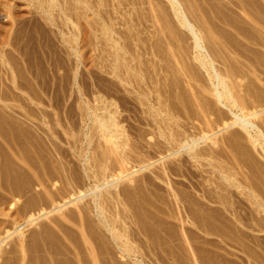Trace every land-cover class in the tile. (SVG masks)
Listing matches in <instances>:
<instances>
[{
  "label": "bare ground",
  "instance_id": "6f19581e",
  "mask_svg": "<svg viewBox=\"0 0 264 264\" xmlns=\"http://www.w3.org/2000/svg\"><path fill=\"white\" fill-rule=\"evenodd\" d=\"M29 1V0H28ZM31 1V0H30ZM33 1V0H32ZM91 1V0H90ZM96 1H99V0H96ZM101 1V0H100ZM106 1V0H105ZM109 1V0H108ZM114 1V0H113ZM128 1V0H127ZM142 1V0H141ZM146 1V0H145ZM149 1V0H148ZM169 1L168 3H170L169 5L171 6V8L173 9L172 11L174 12V15H175V18L177 19L178 21V24H180L186 31L188 37H190V39L192 40V46H191V52L192 54H190V58L194 61L193 63L190 64V61L189 62H185V59H184V62H183V59H182V62H180L179 60V64L181 63V65L179 66H175L173 65L174 69H176L177 72H180V74L182 75V77H184L183 79H185V83L184 84H188V86L190 87H187L186 89L190 90L191 94L189 95V97H191L192 99V103L191 101L189 100H186V99H190V98H187L185 99V95L184 96L182 95L183 93H181L182 91L185 93L187 91H184L183 88H185L184 86H181V88H177L174 85L173 81H177V79L180 78V75L177 73L175 74L173 72L172 74V70L168 66H166V64L168 63H165L162 65H159V63L156 65L152 64L153 66L149 69H146L148 66L146 63V61L143 63V64H146L144 67L143 65L141 67H137L135 66V62L134 63V66L131 65L132 63L130 62V60H132V58H136L137 55H134L131 59H129L126 55L128 53H125L126 51H122V48H121V52H119V48H118V45L120 44V40L122 38V35L120 33H122V31L119 33V31H115L117 29L113 28V26L115 25L114 22H112L114 25H112V23H110L109 21L106 22H99L101 23L100 27L99 24L97 25H94V27H96L94 29L93 25H91V27H93V29H90V30H93V32L95 33L94 35L91 34L93 33L91 31V33L87 34V35H90L89 36V39L92 37L95 38L93 40H95L96 42H94L95 46L94 45H91V46H94L93 48L96 47V45L98 47H101L102 46V42L104 40V38H102V35L100 34L102 32V34H104V36L106 37V41L110 43L111 48H116V51H117V48H118V52H114V51H111L115 53V59H114V64L112 65V70L109 69V66L111 65L110 62H107V64L109 63L110 65H106V63H104L105 67L109 69V74L112 73L116 79L119 78L120 82L123 84L124 83V87L125 85L131 86V88H128L126 87L127 91L126 92H131L133 94H135V96L132 95H128L126 94L125 98H120V95H122V97H124V94H120L119 93L122 91H124L123 89H120V86H116L114 85V87L116 86L118 88V97L117 95L113 93H111V87L108 89L110 91H107L108 93L110 92V94H113L114 97H110L108 96V93L106 94L107 96H105L104 91L103 95L102 96H98V94L94 97V102H92V100L90 101L88 98V100L84 101V103H82L79 107L81 108H85L84 110H82L81 112H79L78 110V113H67L66 115H64L63 113L61 114V112H59L60 114H57L54 116L56 119V121H62V120H69L71 121L72 123H74L73 121L75 122H80L82 123L80 129L78 130V128L76 127L77 125H74V127L71 129H64V134L67 135V137H64L65 140L63 139L64 143L67 145V147L59 144V142H55L53 140V136L52 135H55V133L58 131H56V129H53L51 127H53L52 125H49L51 127H49V132L47 130H44L43 132L46 134V136L49 138H47L48 140H51L49 142V144H47V146L45 147V143H44V150L42 149L41 150V146H39L38 144H31V138L36 137L37 138H41V140L45 139V134L43 136V133L39 132V131H31V130H28L26 131L27 132V135L26 134H23V136H27V139H25L23 137V139L25 140L23 143H25L27 140V142L22 146V155L19 154L18 152L14 151V153L16 152L17 155H20V158L18 156V159L19 160H22V163L25 165V168L24 170L26 171V173H29L32 172L33 173V176L31 173H29L28 176H31L32 177V180L31 178L27 177L26 179L29 178V182L26 180V179H23V182L22 183H28L27 185H22V190L21 191H25L26 193L28 191H30L31 188L34 189V187L32 186H35V188H37L38 186H40L39 188H41V190L43 189V192H38V193H35V195H30L29 198H27L28 200H23L24 198H22V202L21 204H23V201L25 204L21 205L22 207H17L18 205V201L20 198V196H16V194L14 193L16 191H13L12 189V192L10 191V194L13 195L11 198H8L9 200V204H10V207L8 208V210L6 211V209H3L1 206V210H0V256L2 255L1 253H3V249L1 248L2 246H4L3 244L7 241H9L8 239L9 238H13L14 236H16L15 238L17 240H14L17 241V245L19 247V249H16V250H19V252H21V256H22V259H21V264H26L25 261H26V258H28L27 256L29 255L31 257V255L29 254L30 250L32 249L29 244H30V235L28 236L27 235V229H29V226L33 225H39L40 226V229L38 228V225H37V228L40 230L38 232L39 234V238L41 237L44 238V241H45V237L43 236L44 232H48L50 233V238L52 236H54V239L56 238L55 235H53L55 232H54V227H57L56 229H59V232L58 233V230H56L57 232L55 234H59L61 236H64V238H66L65 240L68 242V240H70L71 242L73 241L71 237L70 238V233H68L67 231H71V228L73 225H75L77 228H75L76 230H78L77 232L80 233V235L78 234L79 239H81V242L83 243V250H86V252H88V256L86 255H83V253L85 251L83 250H79V247L82 245L79 241V243L81 245H77V242H76V245L74 244L75 241H73V244L72 245H75V248H77L76 246H79L78 249H74L73 250V254H74V259L73 261H75V264H203V259L205 258L206 260V254L203 256L204 258H202V256L200 255V258L199 256L197 255V250L195 249L196 246L194 247L190 237V234L191 233H188V230L190 228L187 227V225H190V226H193V227H203L204 229L205 228H212V233H215V235H218L220 238H222V240L224 242H227V243H233V247L237 250L235 251H229L230 253V256H232V259H234L232 261L231 258H229V256H226L228 258V262L230 263V261H232L233 263L232 264H264V256H263V251L264 249H262L263 251L260 252L259 249L260 248H264L262 247L261 245V242H260V237H256V232L255 234H251V232H249V230H254V229H257L259 228V231H264V185H261V183L264 181V169L263 167H259V170L260 168H262L261 170L263 172H261V170L259 172L261 177L263 176V178H260V179H257V180H260L259 183H256L253 179L255 178V176H259V175H255L256 173L251 174L253 172H248L249 173V176L246 174L247 170L244 172L243 171V168L241 166L243 165H239L241 164V162L236 165V166H239L240 168L238 167H235V166H227V161L224 162L223 160H220V159H217V158H220V155L222 156L223 154H218L217 153L219 151H221L222 148H232L230 149L231 151L233 150L234 151V143L235 141H246L249 142L251 144V147L253 145L252 148L255 147V150H258L259 152V149L261 148V152L260 154H262L261 156L264 157V88H262L261 86H256L254 88V86L252 85V82H249L252 77H254L255 79H258L257 81L258 82H261L262 84H264V77L261 76L262 74V69L260 70V68H258L259 66V63L261 64L262 63V56H263V61H264V55L262 53V51H260L261 55H258L259 54V51L257 52L258 48L256 46V48L252 49L251 52L248 51V54L246 53L245 55L244 54H241L242 52L240 51V48L239 50L238 49H235L236 51H240V55L234 51V49L232 50L231 48L230 49H226V50H229L231 51L232 54H225L227 52H225L224 50V46H220V48H217L215 46H212L211 44H207V41L205 39V33L203 34V26L202 25V28H200L199 24L195 23L193 20H192V17L190 18L189 17V14L187 13V11L185 10V7H184V1L182 2L181 0H167ZM243 1V0H242ZM104 2V1H103ZM118 2V1H117ZM133 2V1H132ZM134 2H137L134 0ZM150 2V1H149ZM255 2V1H254ZM261 2V1H259ZM32 4L34 3L31 2ZM36 3V5H35ZM34 5H35V8L41 13L39 14L40 16L39 17H42L44 19V21H46V23H48L49 25L48 26H52L51 28L54 29V32L55 35H54V38L56 37V35L60 38V41L61 43H59L58 45H61L63 47L64 50H61L63 51V53H65V57L66 56H70L72 55V57H76V59L78 60L80 58V42L82 41L80 39V35L83 33L84 34V28L80 27V22L78 23V17L81 18V19H87L89 17H85V18H82V15L85 16L87 12L91 11L93 8H92V4L89 3V1L87 0H37V2H35ZM93 3V1H92ZM101 3V2H100ZM105 3V2H104ZM128 3V2H127ZM144 3V2H143ZM153 4V2H151ZM155 3V2H154ZM184 3V4H183ZM97 4V3H95ZM108 4V3H107ZM106 4V6H107ZM114 4V3H113ZM118 4V3H117ZM149 4V3H148ZM157 4V5H156ZM155 5L158 6V3H156ZM263 4V3H262ZM31 5V4H30ZM94 5V4H93ZM98 5V4H97ZM121 5V4H120ZM125 5V4H124ZM127 5V4H126ZM129 5V4H128ZM134 5V4H133ZM138 5V4H137ZM141 5V3H140ZM146 5V4H145ZM241 5V4H240ZM246 5V4H245ZM95 6V5H94ZM93 6V7H94ZM105 6V7H106ZM113 5H111V8H112ZM115 6V5H114ZM152 6V5H151ZM104 7V6H103ZM102 7V8H103ZM121 7V6H120ZM123 7V6H122ZM129 7V6H128ZM135 7V6H134ZM137 7V6H136ZM145 7V6H143ZM154 7V5H153ZM257 7V6H256ZM259 7V6H258ZM264 7V6H263ZM262 7V8H263ZM34 8V9H35ZM95 8V7H94ZM99 8V6H98ZM115 8V7H114ZM131 8V7H130ZM146 8V7H145ZM152 8V7H151ZM156 8V7H155ZM247 8V7H246ZM252 8V7H251ZM261 8V9H262ZM11 9V8H10ZM79 9L83 10L80 11ZM97 9V8H95ZM109 9V8H108ZM113 9V8H112ZM119 9V8H117ZM124 9V8H123ZM128 9V8H126ZM133 9V8H132ZM138 9V8H137ZM259 9V8H258ZM12 10V9H11ZM79 10V12H78ZM105 10V9H104ZM115 10V9H113ZM134 10V9H133ZM139 10H142L139 8ZM153 10V9H152ZM256 10V9H255ZM37 11V12H38ZM95 11V10H94ZM108 11V10H107ZM111 11V10H110ZM119 11V10H118ZM145 11V10H143ZM258 12H260L261 10H257ZM264 11V10H263ZM262 11V12H263ZM103 12V11H101ZM114 12V11H113ZM126 12V11H125ZM130 12V11H129ZM141 12V11H140ZM253 12V11H252ZM92 13V12H91ZM94 13V12H93ZM92 13V14H93ZM99 14H102L99 12H96L94 13V15L96 14V16ZM116 13V12H115ZM128 13V12H127ZM245 13V12H244ZM38 14V13H37ZM88 14V13H87ZM141 14V13H140ZM139 14V15H140ZM149 14V13H148ZM147 14V15H148ZM195 14V13H194ZM254 14V13H252ZM256 14V12H255ZM262 14V13H261ZM36 15V14H34ZM76 15V16H75ZM103 15V14H102ZM105 15V14H104ZM103 15V16H104ZM130 15V14H129ZM132 15V14H131ZM144 15V14H143ZM225 16V14H223ZM227 15V14H226ZM232 15V14H231ZM88 16V15H86ZM99 16V15H98ZM97 16V17H98ZM103 16H99L100 18L103 17ZM138 16V15H136ZM155 15H153L154 17ZM200 16V15H199ZM234 16V15H233ZM254 16V15H253ZM256 16V15H255ZM254 16V17H255ZM259 16V15H258ZM31 17V15H30ZM35 19H36V16H34ZM75 17L77 18V20L75 19ZM94 17V16H93ZM98 17V18H99ZM118 17V16H117ZM126 17V16H125ZM123 17V18H125ZM129 17V16H128ZM144 17V16H143ZM151 17V16H150ZM235 17V16H234ZM245 17V16H244ZM243 17V18H244ZM260 17V16H259ZM262 17V16H261ZM25 18V17H24ZM105 19H108V18H105ZM134 18V17H133ZM137 18V17H136ZM140 18V17H139ZM147 18V17H145ZM143 18V19H145ZM149 18V17H148ZM158 18V17H156ZM196 18V17H195ZM198 18V17H197ZM220 18V17H219ZM226 17H224L225 19ZM236 18V17H235ZM242 18V17H240ZM242 18V19H243ZM249 18V17H248ZM26 19V18H25ZM28 19V17H27ZM30 19V18H29ZM34 19V20H35ZM39 19V18H37ZM36 19V20H37ZM80 19V20H81ZM85 19V20H86ZM94 19V18H93ZM116 19V18H115ZM129 19V18H128ZM131 19V18H130ZM129 19V20H130ZM138 19V18H137ZM142 19V18H140ZM139 19V21H140ZM154 19V18H153ZM151 19V20H153ZM164 19V18H162ZM200 19V17H199ZM198 19V20H199ZM209 19V18H208ZM214 19V18H213ZM233 19V18H232ZM252 19V18H250ZM262 19V18H261ZM32 19H30L29 21H31ZM88 20V19H87ZM86 20V21H87ZM95 20V19H94ZM93 20V21H94ZM117 20V19H116ZM123 20V19H122ZM127 20V18H126ZM125 20V21H126ZM134 20V19H133ZM136 20V19H135ZM149 20V19H148ZM156 20V19H155ZM155 20H154V24H155ZM158 20V19H157ZM161 20V19H160ZM168 20V19H167ZM223 20V19H222ZM263 20V19H262ZM26 21V20H25ZM40 22H42V20L39 19ZM82 21V20H81ZM100 21V20H99ZM113 21V20H112ZM121 21V20H120ZM119 21V23H120ZM165 21V20H163ZM221 21V19L219 20ZM225 21V20H224ZM223 21V23H224ZM231 21V19L229 20ZM246 21V20H245ZM252 21V20H251ZM39 22V23H40ZM84 22V21H83ZM97 22V21H96ZM131 22V21H130ZM145 22V21H144ZM149 22V21H148ZM157 22V21H156ZM160 22V21H159ZM169 22V21H168ZM171 22V25L173 26V22L170 20ZM170 22L168 24V26L170 25ZM199 23H201V20L198 21ZM212 22V21H211ZM222 22V21H221ZM233 22V21H232ZM27 23V22H26ZM37 23V22H36ZM82 23V22H81ZM91 23V22H88V24ZM117 23V24H119ZM125 23V22H124ZM127 23V22H126ZM133 23V22H132ZM131 23V24H132ZM142 23V22H141ZM240 23V22H239ZM243 23V22H242ZM247 23V22H246ZM262 23V22H261ZM23 24V23H21ZM42 24V23H41ZM45 24V22H43L42 26ZM135 24V22H134ZM133 24V26H134ZM140 24V23H139ZM164 24V23H163ZM197 24V25H196ZM228 24L225 22V25ZM233 24V23H232ZM235 24V23H234ZM256 24V23H255ZM37 25V24H36ZM35 25V26H36ZM123 25V24H122ZM206 25V23H205ZM209 25V24H208ZM230 25V24H229ZM236 25V24H235ZM234 25V26H235ZM252 25V24H251ZM21 26V25H20ZM25 27V24L23 25ZM46 26V24H45ZM44 26V27H45ZM47 26V27H48ZM84 26V25H83ZM88 26V25H87ZM118 26V25H117ZM128 26L129 23H128ZM127 26V27H128ZM136 26V25H135ZM171 26V28H172ZM177 26V25H176ZM224 26V25H223ZM22 27V26H21ZM23 27V29H24ZM28 27V26H27ZM34 27V26H33ZM39 27V26H38ZM66 27V28H65ZM138 27V26H137ZM140 27V26H139ZM160 27V26H159ZM165 27H166V22H165ZM221 27V25H220ZM231 27V26H230ZM240 27V26H239ZM246 27V26H245ZM134 28V27H133ZM162 28V27H161ZM161 28H158L161 29ZM170 28V29H171ZM212 28V27H211ZM232 28V27H231ZM236 29V27H234ZM255 28V27H254ZM15 29V28H14ZM16 29H19L16 27ZM32 29V28H31ZM40 29V27H39ZM43 29V27H42ZM40 29L41 31L43 30H46L45 29ZM121 29V28H119ZM126 29V28H125ZM131 29V28H129ZM138 29V28H137ZM169 29V30H170ZM205 29V28H204ZM228 27H226V32L229 31ZM251 29V28H250ZM257 29V28H255ZM37 29L33 30L34 32L36 31ZM49 30V29H47ZM88 29H86L85 31H87ZM98 30V32H97ZM122 30V29H121ZM132 30V29H131ZM130 30V32H131ZM136 30V29H135ZM163 30V28H162ZM176 30V29H175ZM174 30V31H175ZM209 30V29H208ZM219 30V29H218ZM222 30V29H221ZM247 30V29H245ZM252 30V29H251ZM260 30V29H259ZM16 31V30H15ZM13 31V32H15ZM19 31V30H18ZM25 31V30H24ZM30 31V30H29ZM101 31V32H100ZM134 31V30H132ZM165 31V30H164ZM178 31V30H177ZM216 31V30H215ZM232 32L236 31V30H231ZM238 31V30H237ZM262 31V30H261ZM264 31V30H263ZM12 32V31H11ZM27 32H28V29H27ZM48 32H51L53 33L51 30L48 31ZM88 32V31H87ZM90 32V31H89ZM100 32V33H99ZM123 32H124V29H123ZM129 32V31H128ZM129 32V33H130ZM136 32V31H135ZM147 32V31H146ZM159 32V31H157ZM169 32V31H168ZM168 32H167V35H168ZM206 32V31H205ZM219 32V31H218ZM248 32V31H247ZM246 32V33H247ZM260 32V31H259ZM259 32H258V35H259ZM9 33V32H7ZM19 33V32H17ZM15 33V35L17 34ZM37 33H40V32H36V35ZM43 33V32H42ZM47 33V32H46ZM99 33V34H97ZM125 33V32H124ZM127 33V32H126ZM125 33V34H126ZM163 33V32H162ZM225 34V32H223ZM229 33V32H228ZM236 33V32H235ZM239 33V32H238ZM237 33V34H238ZM3 34V33H2ZM25 34V32H24ZM27 34V33H26ZM29 34V32H28ZM27 34V35H28ZM50 34V33H49ZM85 34V35H86ZM116 34V35H115ZM120 35L117 36V35ZM134 34V33H133ZM132 34V35H133ZM136 34V33H135ZM141 34V33H140ZM139 34V35H140ZM161 35V33H159ZM170 34V33H169ZM174 34V32L172 33ZM182 32L179 34L181 35ZM211 34V32H210ZM230 34V33H229ZM235 34V36L237 35ZM242 35H244L242 32H241ZM241 34H238L237 36V39L239 38V35ZM262 34V33H260ZM5 35V34H4ZM13 35V34H11ZM11 35H9L11 37ZM20 36V34H17ZM35 35V34H34ZM40 35V34H38ZM45 35V33H44ZM85 35H81L83 37H85ZM86 35V36H87ZM151 35V34H150ZM154 35V34H153ZM157 35V33H156ZM166 35V33H165ZM171 35V34H170ZM178 35V36H179ZM184 35V34H183ZM182 35V36H183ZM213 35V34H212ZM234 35V34H233ZM247 35V34H246ZM258 35L255 37V34H254V37H255V40L254 42L252 41L251 44L255 43V44H259L258 46H261L264 47V37L262 35V37H258ZM3 36V35H2ZM18 36V37H19ZM43 37V35H41ZM41 36H37V37H41ZM46 36H48V33L46 34ZM103 36V37H104ZM147 36V35H146ZM149 36V35H148ZM162 36V35H161ZM159 37L160 39L162 37ZM215 36V35H214ZM224 36V35H223ZM232 36V35H231ZM245 36V35H244ZM24 37V36H23ZM27 37V36H26ZM33 37V36H31ZM45 37V36H44ZM52 37V36H51ZM50 37V39H51ZM128 37V36H127ZM135 37H140V36H135ZM155 37V36H154ZM164 37V35H163ZM173 37V36H172ZM171 37V38H172ZM174 37H177V34L175 36L174 34ZM220 37V36H219ZM222 37V36H221ZM220 37V38H221ZM247 37V36H246ZM252 37V35H251ZM254 37L250 38L251 40L254 39ZM5 38V36H4ZM12 38V37H11ZM13 38H15L13 36ZM22 38V37H21ZM25 38V37H24ZM34 38V37H33ZM32 38V39H33ZM48 38V37H47ZM58 38V39H59ZM130 38V37H129ZM134 38V37H132ZM157 38V37H156ZM167 38V37H166ZM179 38V37H178ZM182 38V37H181ZM186 38V37H185ZM214 38V37H213ZM219 38V39H220ZM223 38V37H222ZM234 38V36H233ZM245 38V37H244ZM7 39V38H6ZM10 38H8L9 40ZM16 39V38H15ZM57 39V38H56ZM86 39V37L84 38ZM83 39V40H84ZM143 39V38H142ZM164 39V38H163ZM177 39V38H176ZM226 39V38H225ZM224 39V40H225ZM234 42H238L236 38H234ZM249 39V40H250ZM11 40V39H10ZM20 40V39H19ZM30 40V39H29ZM36 40H40L36 38ZM41 40H46V39H42ZM49 39H47L48 41ZM81 40V41H80ZM93 40L91 41V43H93ZM124 40V39H123ZM147 40V39H146ZM156 40V39H155ZM165 40V39H164ZM170 41V39H168ZM167 40V41H168ZM222 40V39H221ZM219 40V41H221ZM231 40V39H230ZM230 40L228 41V39H226V41H228L230 43ZM6 41V40H5ZM3 41V42H5ZM35 41V40H34ZM55 41V40H54ZM87 41L89 42L88 45L86 46H89L90 44V41L88 40V36H87V40L85 42V44H87ZM126 41V40H125ZM136 41V40H135ZM134 41V42H135ZM137 41H138V38H137ZM136 41V42H137ZM141 41V39H140ZM150 41V40H148ZM159 40H156V42H158ZM168 41V42H169ZM175 41V39H174ZM178 41V40H177ZM190 41V40H189ZM225 41V42H226ZM240 41V39H239ZM243 40L241 39V42L240 43H243L242 42ZM245 41V40H244ZM1 42V41H0ZM14 42V41H13ZM17 42V41H15ZM20 42V41H19ZM25 42V41H24ZM23 42V43H24ZM37 42V41H36ZM45 42V41H44ZM107 42L104 43L107 44ZM123 41H121V44H122ZM127 42V41H126ZM125 42V43H126ZM129 42V41H128ZM154 42V41H153ZM161 42V40H160ZM209 42V41H208ZM216 42V41H215ZM223 43H225L224 41H222ZM9 43V41H8ZM18 43V42H17ZM26 43V42H25ZM24 43V44H25ZM35 43V42H34ZM39 43H41L39 41ZM82 43L84 44V41H82ZM140 43V42H139ZM150 43V42H148ZM172 43V41H171ZM170 43V44H171ZM184 43V42H183ZM182 43V44H183ZM189 43V42H188ZM15 44V43H14ZM13 44V45H14ZM36 44V43H35ZM43 44V42H42ZM51 44V43H50ZM82 44V45H83ZM104 44V45H105ZM120 44V45H121ZM138 44V43H137ZM153 44V43H152ZM150 44V46L152 45ZM156 44V43H155ZM159 44V43H157ZM190 44V43H189ZM217 44V43H216ZM220 44V43H219ZM237 44V43H236ZM235 44V45H236ZM27 45V44H26ZM41 45V44H40ZM44 45V44H43ZM42 45V46H43ZM46 45V44H45ZM48 45V43H47ZM53 45V43H52ZM51 45V46H52ZM54 45L56 46V44L54 43ZM103 45V47H104ZM108 45V44H107ZM122 45H125V44H122ZM133 45V43L131 44ZM141 45V44H140ZM144 45V44H142ZM160 45V44H159ZM179 45V44H178ZM184 45V44H183ZM214 45V44H213ZM222 45V44H221ZM225 45H227V48L229 47L227 42L225 43ZM232 45V44H231ZM250 45V44H249ZM249 45H244V48L246 46V48L249 46ZM5 46V45H4ZM16 46V45H15ZM37 46V44H36ZM49 46V45H48ZM85 46V45H84ZM83 46V47H84ZM117 46V47H116ZM126 46V45H125ZM146 46V45H145ZM144 46V47H145ZM149 46V47H150ZM154 46V45H153ZM161 46V45H160ZM181 46V44L179 45ZM234 47V45H232ZM255 46V45H254ZM260 46L261 49L264 50V48H262ZM29 47V46H28ZM40 47V46H39ZM44 47V46H43ZM60 47V49L62 48ZM103 47L102 49L100 48H96L98 51H100V54L99 52L97 53L98 56H102L101 54H103ZM106 47V46H105ZM109 47V45H108ZM124 47V46H123ZM128 47V46H126ZM125 47V48H126ZM133 47V46H132ZM130 47V48H132ZM174 47V46H173ZM176 47V46H175ZM18 48V47H17ZM41 48V47H40ZM39 48V49H40ZM45 48V47H44ZM44 48H41L42 50H45ZM51 48V47H50ZM55 49H57L56 47H54ZM80 48V49H79ZM90 48V47H88ZM112 48V49H113ZM138 48V47H137ZM152 48V46H151ZM170 48V47H169ZM178 48V47H177ZM249 49L247 50H250V47H248ZM259 48V49H260ZM59 49V51H60ZM87 49V48H85ZM92 49V48H91ZM106 49V48H105ZM111 49V50H112ZM135 50V47L133 48ZM145 49H148L145 48ZM154 49V48H152ZM157 49H158V45H157ZM189 49V50H190ZM224 49V50H222ZM260 49V50H261ZM5 50H7L5 48ZM37 50V48H36ZM54 50V49H53ZM58 50V49H57ZM88 50V49H87ZM109 51V48L107 49ZM127 50V48H126ZM133 50V51H134ZM142 50V49H141ZM155 50V49H154ZM153 50V51H154ZM161 50H164L163 48H161ZM242 50V49H241ZM253 50H255L258 54H256V52H254ZM24 51V50H23ZM29 51V50H28ZM39 51V50H38ZM56 51V50H55ZM94 51V50H93ZM106 51V50H104ZM130 50L128 49V52ZM136 51V50H135ZM134 51V52H135ZM149 51V50H148ZM181 51V50H180ZM225 53H224V52ZM20 52V51H19ZM22 52V50H21ZM26 52V51H25ZM33 52V51H32ZM31 52V53H32ZM58 52V51H56ZM55 52V54H56ZM67 52V53H66ZM84 52V50H83ZM131 52V51H130ZM139 52V51H138ZM145 52V51H144ZM147 52V51H146ZM156 52H158V50H156ZM159 52H160V49H159ZM162 52V51H161ZM165 52V50H164ZM163 52V54H164ZM182 52V51H181ZM188 51L185 52V54L183 55L184 57H186L188 55L187 53ZM223 52V53H221ZM264 52V51H263ZM11 53V51H10ZM60 53V52H59ZM107 53V52H106ZM110 53V52H109ZM108 53V54H109ZM110 53V54H111ZM124 53L126 54L124 58H126V62H128V59H129V62L131 63L130 65L131 66H126L125 62H122V61H125V60H122V55ZM133 53V52H132ZM142 53V52H141ZM149 53V52H148ZM151 53V52H150ZM171 53V52H170ZM175 53V52H173ZM178 53V51H177ZM183 53V52H182ZM187 53V54H186ZM244 53V52H243ZM6 53L4 52V48L3 47H0V59H1V62L4 63V65H8V62L6 60ZM9 54V53H8ZM26 54V53H24ZM50 54V53H49ZM53 54V53H52ZM68 54V55H67ZM84 54V53H83ZM143 54V53H142ZM152 54V53H151ZM150 54V55H151ZM162 54V53H160ZM168 54V53H167ZM172 54V53H171ZM176 54V53H175ZM225 54V55H224ZM237 54L239 56H243V59H247V61H242V58H241V63H238L239 66L237 67L236 66V60H239L240 61V57L238 58ZM11 55V54H10ZM28 55V54H27ZM31 55V54H30ZM33 55V54H32ZM41 55V54H40ZM43 55V53H42ZM44 55H45V52H44ZM48 55V54H47ZM58 56V54H56ZM93 55V54H92ZM153 55V54H152ZM159 55V53H158ZM179 55V54H178ZM177 55V56H178ZM181 55V56H182ZM229 55H233L232 58L229 56ZM24 56V55H22ZM35 57H37L36 55H34ZM33 56V58H34ZM82 56V54H81ZM96 56V55H95ZM97 56V57H98ZM106 56V55H105ZM105 56L102 58L101 57V60L104 62L107 61V59L105 60ZM108 56H111V55H108ZM114 56V55H113ZM113 56H111V58H114ZM139 56H140V53H139ZM142 56V55H141ZM154 56V55H153ZM152 56V57H153ZM162 58H163V55H161ZM180 55L178 56L179 58L181 57ZM259 56V57H258ZM41 57H44V56H41ZM50 57V55H49ZM69 57V60L71 61V58ZM92 57V56H91ZM144 57V56H143ZM150 57V56H149ZM155 57V56H154ZM156 57H158L156 55ZM160 57V56H159ZM182 57V58H184ZM261 57V60H259L258 58ZM12 58V57H11ZM11 58L9 59L10 61ZM24 58V57H23ZM26 58V57H25ZM24 58V59H25ZM51 58V57H50ZM100 58V57H99ZM98 58V59H99ZM107 58V57H106ZM109 58L112 62V59ZM121 58V59H120ZM123 58V59H124ZM148 58V57H147ZM161 58V57H160ZM189 58V57H187ZM28 59H31V57H28ZM41 59V58H40ZM48 59V58H47ZM52 59V58H51ZM50 59V60H51ZM60 59V58H58ZM75 59V62L77 63ZM83 59V58H82ZM137 59V58H136ZM141 59V58H140ZM139 59V60H140ZM150 59V58H149ZM168 59V57H167ZM33 60V59H31ZM37 60V59H36ZM45 60V58H44ZM56 60V59H55ZM66 60V58H65ZM64 60V61H65ZM69 60H67L69 62ZM91 60V59H90ZM96 60V58H95ZM99 60V61H101ZM135 60V59H134ZM138 60V62H139ZM146 60V59H145ZM155 60V59H154ZM165 60V59H164ZM162 60V61H164ZM177 60V58H176ZM189 60V59H188ZM24 61V60H23ZM42 61V60H41ZM52 61V60H51ZM57 61V60H56ZM55 61V62H56ZM86 61V60H85ZM152 60H150L151 62ZM157 61V60H156ZM160 61V59H159ZM235 61V62H234ZM261 61V62H260ZM15 62V61H14ZM44 62V61H43ZM42 62V64H43ZM62 62V61H61ZM68 62L65 63L68 65ZM74 62V60L72 61ZM72 62H69V63H72ZM93 62V60H92ZM138 62L136 64H138ZM141 62V61H140ZM139 62V64H140ZM149 62V61H147ZM166 62V61H164ZM173 62V61H172ZM2 63V64H3ZM13 63V62H12ZM17 63V62H16ZM23 63V62H22ZM32 63V62H31ZM35 63V62H34ZM41 63V62H39ZM51 63V62H50ZM60 63V62H59ZM64 63V64H65ZM99 63V62H98ZM101 63V62H100ZM99 63V64H100ZM141 63V64H142ZM178 63V62H177ZM189 63V64H187ZM219 63V64H218ZM243 63V66H240V64ZM258 63V64H256ZM1 64V63H0ZM10 64V63H9ZM18 64V63H17ZM27 64V62H26ZM29 64V63H28ZM49 64V63H47ZM56 64V63H55ZM74 64V63H73ZM128 64V63H127ZM176 64V63H175ZM31 65V64H30ZM50 65V64H49ZM70 65V64H69ZM84 65V64H83ZM101 65V64H100ZM100 65H98L100 67ZM103 65V63H102ZM123 65H125L127 69H122L124 68ZM166 67H165V66ZM263 67H264V64H262ZM23 66V65H22ZM45 66V65H44ZM55 66V65H54ZM53 66V67H54ZM61 66V65H60ZM59 66V67H60ZM77 66V64H76ZM75 66V67H76ZM139 66V65H138ZM151 66V65H150ZM6 67V66H4ZM13 68V66H11ZM17 67V66H16ZM46 67V66H45ZM44 67V68H45ZM51 67V66H50ZM63 67V66H62ZM103 67V66H102ZM101 67V68H102ZM149 67V66H148ZM179 67V68H178ZM32 68V67H31ZM38 68V67H37ZM43 68V67H42ZM70 68V67H69ZM73 68V67H72ZM71 68V69H72ZM77 68V67H76ZM104 68V69H106ZM172 68V69H173ZM11 69V68H10ZM8 69V71L10 70ZM28 69V68H27ZM26 69V70H27ZM30 69V67H29ZM28 69V70H29ZM39 69V68H38ZM49 69V68H48ZM55 69V68H54ZM60 69V68H59ZM78 69H79V64H78ZM134 74L135 72V76H132L131 77V80L130 78H127V73L130 74L131 70ZM1 70V69H0ZM3 70V69H2ZM6 70V69H5ZM12 70V69H11ZM25 70V69H24ZM25 70V71H26ZM45 70V69H44ZM83 70V68H82ZM126 70V71H124ZM264 70V69H263ZM14 71V70H13ZM24 71V72H25ZM32 71V70H31ZM36 71V70H35ZM66 71V70H65ZM93 72H95L94 70H92ZM111 71V72H110ZM123 71V72H122ZM175 71V70H174ZM23 72V71H22ZM23 72V73H24ZM39 72V71H38ZM41 72V71H40ZM45 72V71H44ZM56 72V71H55ZM55 72H54V75H55ZM64 72V71H63ZM76 72V71H75ZM78 72V71H77ZM99 72V70L97 71ZM106 72H108L106 70ZM131 72V74H132ZM150 72V73H149ZM5 73V71H4ZM22 73V75H24ZM28 73V72H27ZM35 73V72H34ZM33 73V74H34ZM48 73V71H47ZM70 72H68L67 74H69ZM90 73V72H89ZM147 73L150 74V78H148L147 76ZM264 73V72H263ZM8 74V73H7ZM15 74H17L15 72ZM53 74V73H52ZM51 74V75H52ZM59 74V73H58ZM72 74V73H71ZM81 74V73H80ZM92 74V73H91ZM106 74V73H105ZM128 74V75H129ZM2 75V74H1ZM44 75V74H43ZM46 75V74H45ZM86 75V73H85ZM98 75V74H97ZM152 75V76H151ZM263 75V74H262ZM33 76V75H32ZM57 76V75H56ZM59 76V75H58ZM61 76V75H60ZM72 76V75H71ZM70 76V77H71ZM81 76V75H80ZM96 76V75H95ZM94 76V77H95ZM105 76V75H104ZM113 76V77H114ZM175 76H177V79H172L174 78ZM179 76V77H178ZM11 77V75H10ZM15 77V76H14ZM62 77V76H61ZM64 77V76H63ZM66 77V76H65ZM74 79L77 80V74L74 75ZM83 77V75H82ZM81 77V78H82ZM85 77V76H84ZM88 77V76H86ZM91 77V76H90ZM93 77V78H94ZM101 77V76H100ZM99 77V78H100ZM129 77V76H128ZM135 77V78H134ZM172 77V78H171ZM181 77V79H182ZM263 77V78H262ZM25 78V77H23ZM27 78V77H26ZM30 78V77H29ZM39 78V76H38ZM43 78V77H42ZM45 78V77H44ZM49 78V77H48ZM55 78V77H54ZM103 80L105 79L104 77H102ZM99 79V80H102ZM176 78V77H175ZM14 79V78H13ZM16 79V78H15ZM60 79V78H59ZM58 79V80H59ZM73 79V78H72ZM95 79V78H94ZM93 79V80H94ZM97 79V78H96ZM107 79V78H106ZM182 79V80H183ZM246 79H249V81H247ZM254 79V80H255ZM26 80V79H24ZM29 80V79H28ZM26 80V81H28ZM39 80V79H37ZM50 80V78H49ZM48 80V81H49ZM62 80V79H60ZM67 80V78H66ZM80 80V79H79ZM83 80V79H82ZM110 80V79H108ZM118 80V81H119ZM245 80L247 81L246 84H243V82H245ZM13 81V80H12ZM11 81V82H12ZM19 81V80H18ZM42 81V80H41ZM45 81V79H44ZM106 81V80H105ZM115 81V80H114ZM253 81V80H252ZM256 81V80H255ZM22 82V81H21ZM34 82V81H33ZM37 82V81H36ZM50 82V81H49ZM56 82V81H55ZM54 82V83H55ZM64 82V80H63ZM70 82V80H69ZM90 82V80L88 81ZM87 82V83H88ZM101 83V81H98ZM109 82H113V80L109 81ZM117 82V81H115ZM182 82V81H180ZM187 82V83H186ZM5 83V82H4ZM13 83V82H12ZM32 83V82H31ZM46 83V82H45ZM52 84V82H50ZM49 83V84H50ZM57 83V82H56ZM62 83V82H61ZM60 83V85H62ZM81 83V82H80ZM93 83V81H92ZM103 83V82H102ZM105 83V82H104ZM256 83V82H255ZM260 83V84H261ZM24 84V83H23ZM27 83H25L26 85ZM34 84V83H33ZM33 84L31 85L33 88ZM41 84V83H40ZM58 84V83H57ZM69 84V83H68ZM83 84V83H82ZM86 84V82H85ZM99 84V83H98ZM109 84V83H108ZM113 84V83H112ZM119 84V82H118ZM121 84V85H122ZM257 84V83H256ZM5 85V84H4ZM15 85H18V84H15ZM14 85V86H15ZM56 85V84H55ZM87 85V84H86ZM85 85V86H86ZM89 85V84H88ZM120 85V84H119ZM179 85H181V83H179ZM183 85V84H182ZM258 85V84H257ZM22 86V83L21 85ZM51 86V85H50ZM65 86V85H64ZM67 86V84H66ZM84 86V87H85ZM96 86V85H94ZM104 86V85H103ZM110 86V84H109ZM108 86V87H109ZM112 86V85H111ZM123 86V85H122ZM187 86V85H186ZM27 87V86H26ZM30 87V86H29ZM42 87V86H41ZM70 87V86H68ZM83 87V88H84ZM89 87V86H88ZM113 87V86H112ZM113 87V88H114ZM261 87V88H260ZM17 88V87H16ZM43 88V87H42ZM57 88V87H55ZM64 88V87H63ZM62 88V89H63ZM79 88V87H78ZM98 88V87H96ZM123 88V87H121ZM1 89V88H0ZM7 89V87H6ZM44 89V88H43ZM41 89V90H43ZM58 89V88H57ZM116 90V88H114ZM181 89V90H179ZM185 89V90H186ZM3 90V89H2ZM32 90H35L34 88ZM39 90V89H38ZM47 90V89H46ZM87 90H89V88H87ZM91 90V89H90ZM95 90V89H94ZM99 90V89H98ZM105 90V89H104ZM1 91V90H0ZM6 91V90H5ZM4 91V92H5ZM11 91V89H10ZM66 91V90H65ZM64 91V92H65ZM16 92V91H14ZM31 92V91H30ZM29 92V93H30ZM37 93V91H34ZM44 92V91H43ZM79 92V91H78ZM81 92V91H80ZM86 92V90H85ZM88 92V91H87ZM91 92V91H90ZM125 92V91H124ZM125 92V93H126ZM189 92V91H188ZM187 92V93H188ZM27 93V92H26ZM35 93V94H36ZM42 93V92H41ZM47 93V92H46ZM58 93V92H56ZM93 93V92H92ZM122 93V92H121ZM6 94V93H5ZM11 94V93H10ZM39 94V93H37ZM59 94V93H58ZM62 94V93H61ZM65 94V93H64ZM87 94V93H86ZM15 95V94H14ZM60 95V94H59ZM6 96V95H5ZM8 96V95H7ZM6 96V97H7ZM11 96H13L11 94ZM30 96V94H29ZM79 96V95H78ZM85 96V95H84ZM127 96H130L131 98V101H129V97L128 99L126 98ZM1 97V96H0ZM3 97V96H2ZM15 97V96H14ZM59 97V96H58ZM57 97V98H58ZM62 97V96H61ZM73 97V96H72ZM40 98V97H38ZM74 98V97H73ZM83 98V97H82ZM82 98L81 100L79 101H82ZM135 99L136 102L133 103V100L132 99ZM1 99V98H0ZM64 99V98H62ZM71 99V98H70ZM93 99V98H92ZM65 100V99H64ZM72 100V99H71ZM70 100V102H71ZM76 100V99H75ZM1 101V100H0ZM60 101V99H59ZM125 101V102H124ZM5 102V100H4ZM57 102V101H56ZM61 102V101H60ZM73 102V101H72ZM133 103L134 104V108L133 110L135 109L136 112H138V109L140 107V111L141 113H143V116H140L138 118V112L136 115H137V120L136 122L139 120L140 122L144 123L147 127L145 128L144 127V131L146 132V134L148 133L150 136V138L146 139L145 137L144 138H137L135 135V132H134V129H136V126L134 127V124L133 126L130 125L131 122L129 121L130 124H126L128 122L127 119V115H125L124 113V110H126L125 108L123 109V103L124 105H127L125 103ZM3 103V102H2ZM58 103V102H57ZM62 103V102H61ZM77 103V102H76ZM79 103V102H78ZM93 103V104H91ZM194 103V105L196 106V109H195V106H192L191 104ZM5 104V103H3ZM69 104V102H68ZM73 104V103H72ZM80 104V103H79ZM132 104V105H133ZM6 105V104H5ZM59 105V104H58ZM57 105V106H58ZM62 105V104H61ZM66 105V104H65ZM71 105V103H70ZM192 108H191V106ZM69 106V105H68ZM123 106V107H122ZM128 107H130L129 105H127ZM72 107V106H71ZM60 108V106H59ZM66 108V107H65ZM68 108V107H67ZM70 108V107H69ZM142 108V109H141ZM195 109L196 113H194V110L192 111V109ZM76 109V108H75ZM132 109V107H131ZM66 110V109H65ZM130 110V109H129ZM59 111V110H57ZM63 111V110H62ZM69 111V110H67ZM73 111V110H72ZM127 111V110H126ZM132 111V110H131ZM28 112V111H27ZM34 112V111H33ZM38 112V111H37ZM132 112H135V111H132ZM193 112V113H191ZM31 113V112H30ZM191 113V115H190ZM32 114V113H31ZM37 114V113H36ZM42 114V113H40ZM39 114V115H40ZM52 114V113H51ZM129 114V113H128ZM131 114V113H130ZM129 114V115H130ZM194 114V115H192ZM46 115V114H45ZM135 115V116H136ZM182 115H185L187 116V119L186 121H183L182 120ZM1 116V115H0ZM33 116V115H32ZM37 116V115H36ZM132 117L134 115H131ZM46 117V116H45ZM48 117V116H47ZM131 117V118H132ZM6 118V117H5ZM35 118V117H34ZM134 118V117H133ZM183 118H186V117H183ZM192 118L193 121H190L189 119ZM7 119V118H6ZM36 119V118H35ZM191 119V120H192ZM15 120V119H14ZM13 120V121H14ZM27 120V118H26ZM30 120V119H29ZM38 120V119H36ZM50 120V119H49ZM130 120V119H129ZM135 120V118H134ZM185 120V119H184ZM9 121V120H8ZM32 121V119H31ZM41 121V120H40ZM43 121V120H42ZM54 121V120H53ZM5 122V121H4ZM47 122V121H46ZM55 122V121H54ZM133 122V121H132ZM139 122V123H140ZM197 122V123H196ZM6 123V122H5ZM13 123V122H11ZM57 123V122H56ZM55 123V124H56ZM29 124V123H28ZM49 124V123H48ZM61 124V123H59ZM59 124H56V126ZM76 124V123H75ZM11 125V124H10ZM67 125V124H66ZM1 126V125H0ZM6 126V125H5ZM138 126V125H137ZM141 126V125H140ZM3 127V126H2ZM10 127H14L13 124L12 126ZM27 127V126H26ZM1 128V127H0ZM21 128V127H20ZM22 128H25V127H22ZM30 128V127H28ZM40 128V127H39ZM68 128V126H67ZM77 128V131H75ZM149 128H152V132H149L151 131ZM234 129V128H237L236 129V132L235 130H232L233 132L229 131V135H230V132L232 134L235 135V139L233 138L234 135H228L227 133V136L229 137H225L223 139V135L224 134H221L222 135V139H218V134L223 131L222 133H226L224 132L225 130H231V129ZM3 129V128H2ZM12 129V128H10ZM33 129V128H32ZM45 129V128H44ZM74 129V131H73ZM149 129V131L147 130ZM8 130V129H7ZM14 130V129H13ZM27 130V128H26ZM34 130V129H33ZM39 130V129H38ZM43 130V129H42ZM60 130V129H59ZM138 130V127L137 129ZM135 130V131H136ZM17 131V130H15ZM15 131H13V133H15ZM22 131V130H21ZM141 132V130H139ZM139 131H136V132H139ZM143 129H142V132H144ZM1 132V131H0ZM7 132V131H6ZM11 132V131H10ZM20 132V131H19ZM17 132V133H19ZM59 132V131H58ZM145 132L143 133V135H145ZM23 133V131H22ZM25 133V132H24ZM154 133L156 134L155 136L159 139V141H150V140H153V138L155 137L154 136ZM236 133V134H235ZM60 133H57V135H55V137H59L60 138V135H58ZM135 134V135H133ZM138 134V133H137ZM140 134L142 135V133H139V136ZM7 135V134H6ZM9 135V134H8ZM20 135V134H19ZM4 136V135H3ZM133 136H135L136 140L138 139V143L137 141L135 143L137 144H134L133 141ZM148 137V136H147ZM161 140H160V138ZM6 138V137H4ZM10 138V137H9ZM14 138V137H13ZM20 138V137H19ZM40 138L38 139V141L40 140ZM156 138V140H157ZM32 139V140H33ZM34 139V140H35ZM46 139V140H47ZM62 139V137H61ZM8 139H6L7 141ZM12 140V139H11ZM33 140V141H34ZM56 140V139H55ZM142 140H146L145 143H143L144 141ZM222 140V141H221ZM2 141V140H0ZM5 141V142H6ZM15 141V140H14ZM13 141V142H14ZM37 141V140H36ZM45 141V140H44ZM239 141V142H240ZM17 142V141H16ZM15 142V143H16ZM12 143V142H11ZM22 143V144H23ZM30 143V144H29ZM241 143V142H240ZM8 144V143H7ZM10 144V143H9ZM19 144V143H18ZM42 144V143H41ZM40 144V145H41ZM11 145V144H10ZM20 145V144H19ZM225 145V146H224ZM8 145H6L7 147ZM49 146V147H48ZM224 146V147H223ZM241 147V150L244 151V146H240ZM14 148V147H13ZM236 150L237 147H235ZM258 148V149H256ZM10 149H11V146H10ZM17 149V148H16ZM1 150V149H0ZM4 150V148H3ZM13 150V149H12ZM21 150V149H20ZM226 150H229V149H226ZM5 151V150H4ZM3 151V152H4ZM223 151V149H222ZM225 151V150H224ZM263 151V152H262ZM1 152V151H0ZM7 152V151H6ZM239 152V151H238ZM9 153V152H8ZM7 153V154H8ZM13 153V155H14ZM31 153V155H30ZM231 153V152H230ZM234 152H232L231 154H233ZM242 153V152H241ZM247 154V151L244 152ZM1 154V153H0ZM158 154V155H157ZM188 155V158L185 156V155ZM230 154V157H232V155ZM237 154L234 153L233 155ZM254 154V152H253ZM252 154V156H253ZM259 154V155H260ZM5 155V154H3ZM10 155V154H9ZM7 155V156H9ZM33 155V156H32ZM157 155V156H156ZM217 155V156H216ZM239 155V154H238ZM237 155V157H238ZM243 155V153H242ZM249 155V154H248ZM22 156V157H21ZM32 156V157H31ZM158 157L157 159L153 160L155 157ZM172 156H175L177 157V160H179V163H174L175 165H171L170 162L168 161V163L170 165H167L168 163L166 162L167 159H170V157ZM184 158H183V157ZM229 156V155H227ZM240 156V155H239ZM252 156L250 157L251 159ZM261 156H260V159H261ZM13 157V156H12ZM17 157V156H16ZM183 158V162L185 161V167L182 166V164L180 163V161L182 159L180 158ZM217 157V158H216ZM229 157V158H230ZM236 157V156H234ZM236 157V158H237ZM245 157V156H244ZM249 157V156H248ZM262 157V158H263ZM4 158V157H3ZM34 158V159H33ZM227 159H229L228 157H226ZM225 158V159H226ZM246 158V157H245ZM5 159V158H4ZM12 159V158H11ZM17 158L14 159V161L16 160ZM49 160L52 161L53 164H48L47 165H51V166H47L45 163ZM185 159V160H184ZM193 160L195 162H200L203 160H206V163H208L210 166H212V168L209 166L208 168L212 169V172H218L217 174H219V179L221 181V183H218V185H216V189H208L205 188V189H202V193L197 195L198 192L195 194V193H192L190 191H184L181 190L178 188V187H175L174 183L173 182V179L172 177L170 176V174H174L175 172H179V171H185L186 172V162L188 160ZM232 159H235L232 157ZM249 159V158H248ZM259 159V160H260ZM264 159V158H263ZM2 160V159H1ZM240 160V159H239ZM237 160V161H239ZM243 160V159H242ZM246 160V159H245ZM250 160V159H249ZM255 160V158H254ZM258 160V159H256ZM5 161V160H4ZM3 161V162H4ZM13 161V159H12ZM171 161V160H170ZM175 161V160H174ZM173 161V162H174ZM208 161V162H207ZM214 161H217V163H214ZM235 162V160H233ZM241 161V160H240ZM248 161V160H247ZM261 161V160H260ZM263 161V160H262ZM20 162V161H19ZM157 162H159L160 164V167H161V170L160 171H156L152 169H150L154 164H156ZM182 162V161H181ZM230 162V161H228ZM243 162V161H242ZM245 162V161H244ZM250 162V161H249ZM253 162V160H252ZM259 162V161H258ZM257 162V163H258ZM264 162V161H263ZM6 163V162H4ZM17 163H18V160H17ZM188 163H190L188 161ZM193 163V162H191ZM204 164H199V166H203L205 165L206 163L203 162ZM238 163V162H237ZM248 163V162H247ZM256 163V162H255ZM256 163V164H257ZM16 164V163H15ZM14 164V165H15ZM20 164V163H19ZM173 164V163H172ZM183 164V165H184ZM198 164V163H197ZM234 164V163H233ZM243 164V163H242ZM254 164V162L252 163V166L256 167L254 169H257V165L259 164ZM261 164V163H260ZM263 164V163H262ZM261 164V165H262ZM4 165V164H2ZM6 165H8V163H6ZM11 165V164H10ZM9 165V166H10ZM11 166V167H14ZM21 165V164H20ZM188 165V164H187ZM190 165V164H189ZM207 165V164H206ZM23 166V165H21ZM194 166V165H193ZM196 166V164H195ZM198 166V165H197ZM198 166V167H199ZM208 166V165H207ZM246 166H249L250 169L249 170H252L251 169V166L250 165H246ZM6 167V166H5ZM159 167V166H158ZM189 166H187L188 168ZM197 167V168H198ZM244 167V166H243ZM248 167V168H249ZM22 168V167H21ZM245 168V167H244ZM8 169V167H7ZM14 169V168H13ZM19 169V168H18ZM17 169V170H18ZM23 169V168H22ZM4 170V169H3ZM11 171V169H9ZM146 170H151V172L154 173V176H143V177H139V178H136L135 175L139 172H145ZM158 170V169H157ZM189 168L187 170V172H189ZM198 170V169H197ZM201 170V169H199ZM242 170V171H241ZM1 171V170H0ZM202 171V170H201ZM255 171V170H254ZM258 171V169H257ZM256 171V172H257ZM9 172V171H8ZM14 172V171H13ZM12 172V173H13ZM63 172L65 174H63ZM197 172V171H196ZM200 172V171H199ZM203 172V171H202ZM2 173V172H1ZM0 173V174H1ZM4 173V172H3ZM6 173V172H5ZM4 173V174H5ZM19 173V172H17ZM22 173V172H21ZM25 173V174H26ZM180 173V172H179ZM207 173V172H206ZM243 173V174H242ZM258 173V172H257ZM263 173V174H262ZM10 174V172H9ZM8 174V175H9ZM14 174V173H13ZM16 174V173H15ZM140 174V173H139ZM176 174V173H175ZM212 174V173H211ZM216 174V175H217ZM242 174V175H241ZM12 175V174H11ZM64 175V179L61 177ZM182 175V174H180ZM184 175V174H183ZM190 175V174H189ZM214 175V173H213ZM240 175L242 177H240ZM247 175V176H246ZM254 176V178L252 176ZM1 176H4V175H0ZM22 176V174H21ZM137 176V175H136ZM178 176V175H176ZM186 176V175H185ZM188 176V175H187ZM186 176V177H187ZM8 177V176H7ZM6 177V178H7ZM169 177H171L169 179ZM179 177V176H178ZM203 177V176H202ZM250 179H249V178ZM251 177L253 179H251ZM11 178H13L11 176ZM24 178V177H23ZM56 178H62V182L61 180L59 179L60 181V184L59 181L56 179ZM182 178V177H181ZM190 178V177H188ZM187 178V179H188ZM199 178V177H197ZM213 178V177H211ZM4 179V178H2ZM14 179V178H13ZM12 179V180H13ZM18 179V178H17ZM172 179V180H171ZM178 179V178H177ZM202 179V178H201ZM256 179V178H255ZM1 180V178H0ZM7 180V179H6ZM9 180L10 177H9ZM26 180V181H25ZM65 180V181H64ZM162 181L163 183H166V185H168L169 187V195L172 197V199L170 198V201L171 202H165L166 203V209L165 211L163 210L164 208V202H162V200H160V202H162L161 204H163L161 206L162 208V211L166 212L165 214H168L169 215V219H167L165 217L164 221L168 224H170L168 227H162L163 225L165 226V224L161 225V227H156L158 225L155 224V221H152L153 219H155L156 215L154 214V216L152 215L154 212V209L152 210V214H151V211L150 212H147L149 211L150 207L149 208H145L144 210H146V212H141L140 208L138 209L134 203L137 202V200L135 202H133V196H132V193L134 194L135 192L138 191V188L140 190V188L144 187L145 189H150V190H153V192H155L154 190H158V189H161L162 186L161 184L157 181ZM181 180V179H179ZM189 180V179H188ZM200 180V179H198ZM209 180V179H208ZM211 180V179H210ZM214 180V179H213ZM217 180V178H216ZM5 181V180H4ZM25 181V182H24ZM173 183H172V182ZM178 181V180H177ZM176 181V182H177ZM187 181V180H186ZM203 182V180H201ZM3 181L0 182V186L3 188L4 185H2ZM14 182H15V179H14ZM49 182L52 184V186L49 184ZM183 182V180H182ZM21 183V184H22ZM125 183V184H124ZM179 183V182H178ZM176 183V184H178ZM207 183V182H206ZM205 183V184H206ZM214 183V182H213ZM18 184V183H17ZM124 184V186H123ZM127 184V185H126ZM180 184H184V183H181ZM178 184V185H180ZM192 184V183H191ZM199 184V183H197ZM208 184V183H207ZM212 184V183H210ZM264 184V182L262 183ZM6 185H8L6 183ZM12 185V184H11ZM126 185V186H125ZM186 185V183L184 184ZM201 185V183H200ZM204 184H202L203 186ZM209 185V184H208ZM24 186L28 187L26 188V190L28 189V191H26L24 189ZM142 186V187H141ZM150 186H152V189L150 188ZM187 186V185H186ZM15 187V186H13ZM180 187V186H179ZM210 187V186H209ZM211 187H214L211 185ZM17 188V187H16ZM38 188V189H39ZM143 188V189H144ZM167 188V186H166ZM184 188V187H183ZM234 188L237 190V195L235 194V191ZM5 189V187H4ZM8 189V188H6ZM24 189V190H23ZM198 189V188H197ZM200 189V188H199ZM32 190V189H31ZM40 190V191H41ZM150 190H147V191H150ZM167 190V189H166ZM193 190V189H192ZM201 190V189H200ZM199 190V191H200ZM33 191V190H32ZM36 191V190H35ZM222 191V192H221ZM227 192V194H224V192ZM4 192V191H3ZM145 192V191H144ZM152 192V191H151ZM150 192V193H151ZM157 192V191H156ZM239 192V193H238ZM17 193V192H16ZM24 192H22V196L25 195L23 194ZM29 193V192H28ZM18 194V193H17ZM38 194V195H36ZM148 194V193H147ZM154 194V193H153ZM158 194V193H157ZM238 194L240 195H243L244 198L240 197ZM137 195L138 192H137ZM140 195L142 196V194L140 193ZM166 195V193H165ZM3 197V195H1ZM25 196H28L25 195ZM136 196V195H134ZM148 196V195H146ZM153 196V195H152ZM157 196V198H159L158 196L159 195H155ZM239 198H238V197ZM4 197H7L6 194ZM9 197V196H8ZM18 197V198H17ZM24 197V196H23ZM149 197V196H148ZM154 197V196H153ZM233 197V198H232ZM25 198V199H26ZM143 198V196H142ZM141 198V199H142ZM5 199L7 198H0V200L4 201V203H6L8 200H6L5 202ZM138 199V198H137ZM144 199V198H143ZM142 199V201H143ZM152 199V198H150ZM160 199V198H159ZM157 199V200H159ZM202 199H206V200H212V203L216 204L215 202H217V204H220L222 207L220 208H214L213 206H210V207H213L215 209H218L219 211L217 213H221L219 216L220 217H216V214H215V217L217 219H209V217H207V219H209L210 221L207 222L208 220L207 219H204L205 218V215H204V218L201 216V217H198L200 216L199 213L202 212V209L205 207V202L201 201ZM147 200V199H146ZM154 200H156L154 198ZM153 200V201H154ZM164 200V199H163ZM0 202V204L2 205L3 202ZM141 201V200H140ZM149 201V200H148ZM152 201V202H153ZM206 202L209 204V202ZM215 201V202H214ZM144 202V201H143ZM147 202V201H146ZM145 202V203H146ZM157 202V201H155ZM3 203V205H4ZM8 203V202H7ZM20 203V201H19ZM148 203V202H147ZM146 203V204H147ZM154 203V202H153ZM172 203V205L170 204ZM138 204H140L138 202ZM145 204V205H146ZM151 204V203H149ZM158 204V203H157ZM160 204V203H159ZM207 204V205H208ZM251 204L254 209L250 210V207H252ZM7 204H5L6 206ZM143 205V204H142ZM176 205V206H175ZM211 205V204H210ZM218 205V206H220ZM247 205V207H246ZM8 206V205H7ZM19 206V205H18ZM68 206H73L71 208L73 209H69V210H65L66 207ZM141 206V205H140ZM148 206V205H147ZM152 206L151 208H153V204L150 205ZM156 206V205H155ZM154 206V207H155ZM176 207V209H175ZM217 207V206H216ZM249 207V208H248ZM69 208V207H68ZM240 208V209H239ZM248 208V209H247ZM10 209H16L19 211V214L22 216V221L20 222V220H17V218H15V215L13 217V214L10 213ZM22 209V211H21ZM142 209V208H141ZM156 209V208H155ZM159 209H160V206H159ZM158 209V211H159ZM205 209V208H204ZM203 209V210H204ZM212 209V208H211ZM16 210H14L16 212ZM140 210V211H139ZM205 210H210V208L208 209H205ZM250 210V211H249ZM212 214L213 211L210 210ZM217 211V210H215ZM253 211V212H251ZM255 211H257V213H255ZM192 212L195 213V215L193 214L192 215ZM198 212V214H197ZM144 213V214H143ZM163 214V212H161L160 210V214ZM209 213V212H208ZM56 214V215H55ZM257 214V215H256ZM19 215V216H20ZM198 215V216H197ZM20 216V217H21ZM163 216V215H162ZM161 216V218H163ZM166 216V215H165ZM5 217V218H4ZM212 217V216H211ZM5 219V220H4ZM19 219V218H18ZM39 219H46L48 221H44L45 223L41 224L40 225V222H38ZM172 219V220H171ZM11 220V221H10ZM156 220V219H155ZM157 220H158V217H157ZM229 220V221H228ZM6 221L8 225H6ZM231 221V222H230ZM93 222V224L96 225V229L93 227V230H95V232H93V230L91 229V225L90 223ZM158 222H161V221H158ZM163 222V220H162ZM68 223V224H67ZM69 223H71V225H69ZM89 224V225H88ZM92 224V225H93ZM67 225L71 226L70 227H67ZM202 225V226H201ZM206 225V227L204 226ZM32 226V227H33ZM181 227V231L182 232H179V230L176 229V227L178 228ZM210 226V227H209ZM9 227V228H8ZM91 227V228H90ZM35 228V227H34ZM32 228V229H34ZM70 228V229H69ZM90 228V229H89ZM188 228V230L186 229ZM45 229V230H44ZM47 229V230H46ZM31 230V229H30ZM37 230V229H34V231ZM52 230H53V233H52ZM73 230V228H72ZM99 230V231H98ZM192 231V229H190ZM189 230V231H190ZM201 230V229H200ZM210 230V229H209ZM44 231V232H42ZM51 231V232H49ZM190 231V232H191ZM193 231L195 232L196 230L193 229ZM73 232V231H71ZM75 232V231H74ZM73 232V233H74ZM199 232V231H198ZM205 232V231H204ZM41 233H43L41 235ZM208 233V232H207ZM263 233V232H262ZM31 234V233H30ZM37 234V232H36ZM63 234V235H62ZM195 234V233H194ZM261 234V233H260ZM33 235V234H32ZM46 235V234H44ZM58 235V237H59ZM72 235V234H71ZM193 235V233L191 234V236ZM197 235V232L196 234ZM199 235V234H198ZM208 235V234H207ZM258 235V234H257ZM57 236V235H56ZM263 236V235H262ZM49 237V236H48ZM213 237V236H212ZM38 238V237H36ZM47 238V237H46ZM53 238V237H52ZM51 238V239H52ZM61 238V237H60ZM58 238V240L60 239ZM195 238V237H194ZM198 238V237H197ZM200 238V237H199ZM57 239V238H56ZM202 239V238H200ZM209 239V238H207ZM212 239V238H211ZM216 239V238H215ZM213 240L216 242V240ZM7 240V241H6ZM11 240V239H10ZM62 240V238H61ZM203 240V239H202ZM201 240V241H202ZM220 240V239H219ZM263 240V239H262ZM36 241V239H35ZM43 242V240H41ZM47 240L46 239V243L43 242V245L44 244H47ZM69 241V242H70ZM196 241V240H195ZM199 241V240H198ZM204 241V240H203ZM233 241V242H232ZM32 242V241H31ZM50 242V241H49ZM219 242V241H218ZM52 243V242H51ZM51 243H48L47 246L49 247L51 245ZM185 243L188 244V247L185 246L183 247V245H185ZM195 243V242H194ZM196 243H198L196 241ZM195 243V244H196ZM208 243V242H206ZM223 243V242H222ZM235 243V244H234ZM264 243V242H263ZM32 244V243H31ZM56 244V243H55ZM63 244V243H61ZM65 244V243H64ZM63 244V245H64ZM202 244V243H201ZM213 244V243H212ZM215 244V243H214ZM9 245H10V242H9ZM37 245V244H36ZM42 245V244H41ZM54 243H52V247H53ZM58 245V244H57ZM70 245V244H69ZM71 245V246H72ZM199 245H200V242H199ZM205 245V244H204ZM203 245V246H204ZM209 245V244H208ZM223 244H221L222 246ZM35 246V245H34ZM33 246V248H34ZM56 245H54L53 248L57 249V246L55 247ZM65 246V245H64ZM67 246V245H66ZM211 246V244H210ZM219 246V245H218ZM217 246V247H218ZM219 246V248L221 247ZM226 246V245H225ZM224 246V248H225ZM264 246V245H263ZM8 247V246H7ZM45 247V245H44ZM42 246V248H44ZM70 247V246H68ZM187 247V248H186ZM208 247V246H207ZM216 247V248H217ZM6 248V246H5ZM11 248V247H10ZM15 248V247H14ZM36 248V246H35ZM39 248V247H38ZM38 248H36L35 250H37ZM41 248V250H42ZM47 249V247H45ZM44 248V249H45ZM50 248V247H49ZM48 248V251L49 252V249ZM81 248V247H80ZM206 248V247H205ZM210 249H212V247H209ZM207 248V249H209ZM214 248V247H213ZM223 247H221L222 249ZM73 247L71 249H68V252L71 250L72 251ZM198 249V248H197ZM201 249H204L203 247ZM220 249V250H221ZM231 249V248H230ZM7 250V249H6ZM15 250V251H16ZM39 249V251H41ZM64 250V249H63ZM198 250V251H199ZM214 250V249H213ZM33 251V250H31ZM45 251H44V254H45ZM52 251V249H51ZM50 253H53V256L54 255V251ZM60 251V250H59ZM67 251V250H66ZM202 251V250H201ZM200 251V252H201ZM206 251V250H205ZM215 251V250H214ZM217 251V249H216ZM4 252H5V249H4ZM8 252V251H7ZM11 252V251H9ZM12 252H13V249H12ZM43 252V250H42ZM57 252V250H56ZM65 252V250H64ZM83 252V253H82ZM199 252V253H200ZM208 252V251H207ZM212 252V251H211ZM222 253V250L220 251ZM239 252H241L243 255H241ZM14 253V252H13ZM33 253V252H32ZM61 253V252H60ZM59 253V254H60ZM70 253V252H69ZM72 253V252H71ZM82 253V254H81ZM204 253V251H203ZM219 253V252H218ZM217 253V254H218ZM219 253V254H221ZM227 253H228V250H227ZM8 254V253H6ZM6 254H4L6 256ZM16 254V253H15ZM20 254V253H19ZM18 254V255H19ZM39 254V253H38ZM49 254V253H47ZM46 254V255H47ZM86 254V253H84ZM209 254V252H208ZM216 254V253H215ZM215 255L216 256V261L215 260H212V262L214 261V263L218 262L219 258H223L225 255ZM16 255V256H18ZM43 255V254H42ZM50 255V254H49ZM10 256V255H9ZM20 256V255H19ZM18 256V258H19ZM36 256V255H35ZM39 256V255H38ZM48 256V255H47ZM53 256H52V259H53ZM66 256V255H65ZM85 256V257H84ZM208 256V255H207ZM214 256V255H212ZM223 256V257H222ZM235 256V257H234ZM7 257V256H6ZM14 257V255H13ZM29 257V258H30ZM41 257V255H40ZM64 257V256H63ZM70 257V256H69ZM66 256V258H69ZM86 257H89L86 259ZM219 257V258H218ZM234 257V258H233ZM28 258V260H29ZM39 258V257H38ZM37 258V259H38ZM47 258V257H46ZM56 258V257H54ZM61 258V257H60ZM66 258H63V259H66ZM72 258V257H71ZM208 258V257H207ZM213 257L210 258L209 256V259H212ZM215 258V257H214ZM31 259V258H30ZM36 259V260H37ZM43 259V258H42ZM51 257H50V260L52 261L51 263H53L54 259L52 260ZM202 259V260H201ZM208 259V260H209ZM217 259H219L217 261ZM225 259V257H224ZM0 260H3L0 258ZM11 261V257L9 259ZM27 260V261H28ZM49 260V262H50ZM56 260V259H55ZM58 260V258H57ZM71 260V259H70ZM204 260V261H205ZM226 260V259H225ZM224 260V261H225ZM6 261V259H5ZM13 261V259H12ZM19 261H20V258H19ZM19 261H15V262H19ZM30 261V260H29ZM47 261V260H46ZM67 261V260H65ZM211 262V260H209ZM15 262H13L14 264H16ZM32 261H30L31 263ZM55 262V261H54ZM58 262V261H57ZM68 262V261H67ZM66 262V263H67ZM70 262V261H69ZM68 262V263H69ZM203 262V263H202ZM223 260H221V263L219 261L220 264H223L222 263ZM227 263V261H225ZM224 262V263H225ZM8 263V262H7ZM11 263V262H9ZM12 263V264H13ZM40 263V261L38 262ZM46 264V262H43ZM62 263V262H61ZM74 263V262H73ZM206 263V262H205ZM213 263V264H214ZM215 263V264H216ZM35 264V263H33ZM42 264V263H41ZM57 264V263H56ZM71 264V262H70ZM206 264H211V263H206Z\"/></svg>",
  "mask_w": 264,
  "mask_h": 264
},
{
  "label": "rangeland",
  "instance_id": "374dc122",
  "mask_svg": "<svg viewBox=\"0 0 264 264\" xmlns=\"http://www.w3.org/2000/svg\"><path fill=\"white\" fill-rule=\"evenodd\" d=\"M34 1V3L35 2H37V0H33ZM32 0L30 1H28V0H0V47H3L4 48V52L6 53L5 55H6V60H7V62H8V65H4V63L3 62H1V59H0V140H2V141H0V175H4V176H1L0 178H1V180H0V182L1 181H3L2 183V185H4V187H5V189H4V187L2 188L1 186H0V198H7V199H5V202H6V200H8V198H11L13 195H11L10 194V191L12 192V189H13V191H15V189H16V191L14 192L15 194H16V196H20L19 198V200H17L18 201V205H17V207L16 208H20V207H22L21 205H23V204H25L24 203V201L25 200H28L27 198H29V196L30 195H35V193H38V192H43V189L41 190V188H39L40 186H38L37 188H35V186H32V187H34V189L33 188H31L30 189V191H28V189L26 190V188H28L27 186L25 187L24 186V189L26 190V191H28L27 193L25 192V191H21L22 190V185H24L26 182V180L29 182V178H31V180H32V177H30L31 176V174H32V176H33V173L32 172H30L29 171V173H31L30 174V176H28L29 175V173H26V171L24 170V168H25V165L22 163V160H19L18 159V156H19V158H20V155H17V153L16 152H18L19 154H21L22 153V146L28 141H26L25 143H23L25 140L23 139V137L25 138V139H27V136H23V134H26L27 135V132L26 131H28V130H31V131H39V132H41V133H43V136H44V130H49V127H51V126H49V125H52L53 127H51V128H53V129H56V133H55V135H57V133H60V134H58V135H60V138L58 137H55V135H52L53 137V140L55 141V142H59V144H61V145H63V146H65V147H67V145L64 143V141H63V139L65 140V138L64 137H67V135L66 134H64V129H69V128H73L74 127V125H77L76 127L78 128V130L80 129V127L83 125L82 123H80L79 121L78 122H75V121H73L74 123H72L71 121H69V120H62V121H56V119H54L55 117V115L58 113V114H60L59 112H61V114L63 113L64 115H66L67 113H78V111L79 112H81L82 110H84V109H86L85 108V106H84V108H81V107H79L82 103H84V101H86V100H88V98H90L89 100L91 101L92 100V102H94V97H96L95 96V94L97 95L98 94V96H102L104 93V95L105 96H107L106 94L108 93L107 91H110V90H108L110 87V89H111V93H113L114 94V96H115V94L117 95V97H118V92H120V91H118V88L116 87L117 85L118 86H120V89H123L125 92L127 91V89H126V87H128V88H131V86L132 85H130L129 84V86H127V85H125V87H124V83L122 84L121 82H120V80H119V78L118 79H116V77L112 74V73H110L109 74V69L110 70H112L111 68H112V65L114 64V59H115V53L114 52H118V48L120 49L119 50V52H121L122 53V51L124 52V51H126L125 53H128L127 55L124 53L122 56V60H125V61H122V62H125V63H123V64H125L127 67L128 66H131V65H133L134 66V63L137 61L138 62V60H139V62H140V64H139V62H138V64H136L135 63V66H137V67H141L142 65H143V67L146 65V64H143L145 61H146V63H148L147 65L149 66H146V67H144V68H146V69H149V68H151L153 65L152 64H154L155 65V63H156V65L159 63V65H162L163 66V64H165V63H168V64H166V66H170V67H174L173 65H175V66H180L181 65V63L179 64V61L180 62H182V59H183V62H184V59H185V62L187 61V62H189L190 61V64L191 63H193L194 61L190 58V54H192V53H190L191 52V44L193 43L192 42V40L190 39V37H188V35H187V31L180 25V24H178V21H177V19L175 18V15H174V12L172 11L173 9L171 8V6L169 5L170 3H168L169 1H167V0H135V1H137V2H134V0H99V1H96V0H87V1H89V3H91L92 4V10L91 11H89V12H87L86 13V15H88V16H83L82 15V18H85V17H89V18H85V19H81V18H79L78 17V20H77V18L75 17V19L78 21V23L80 22V27H82V28H84L83 30H84V34L82 33L81 35H85L86 33L87 34H89V33H91V31L93 32V30H90V29H93V27H94V25H96V27H97V25L99 24V26L98 27H100L101 25V23L102 22H104V21H106V22H110V23H112V22H114V24L112 23V25H114L113 26V28H115V29H117V30H115V31H119V33L122 31V33H120L121 35H122V38L120 37V35L118 34L117 36H119L120 38H121V40H120V44H121V41H123L122 42V44H125L126 46H128V47H126L125 45H118V48H117V51H116V48H111V46L112 45H110V43L109 42H107L105 39H106V37L104 36V34H102V32L100 33L101 35H102V38H104V40H103V42L101 43L102 44V46L101 47H98L97 45H96V47L95 48H93L94 46H95V44L97 43L95 40H93V39H95L94 37H93V39H92V37L89 39V36H91V34H95L94 32L93 33H91L90 35H87L88 36V40L90 41V44H89V46H86V45H88V41H87V44H85V42H86V40H87V36L85 35V37H86V39H84L85 37H83V36H81L80 35V39L82 40V41H84V44L82 43V41L80 42L81 44H80V58L77 60L76 59V57L74 56V57H72V55H71V61L69 60V57L68 56H66L65 57V53H63V51H61V50H64L63 49V45L61 46V45H58L59 43H61V41H60V38L56 35V37L54 38V35H55V31H54V29L53 28H51L52 26H48L49 24L48 23H46V21H44V19L42 18V17H39L40 15L39 14H41L36 8H35V5H36V3H35V5H34V3L32 4L31 2H33ZM92 1H93V3H92ZM105 3H104V2ZM118 1V2H117ZM133 1V2H132ZM182 1V0H181ZM184 1V7H185V10L187 11V13L189 14V17L191 18L192 17V20L195 22V23H197V24H199V26H200V28H202V25H204L203 26V34L205 33V39H206V41H207V44L209 45V44H211L212 46H215V47H217V48H220V46H224L225 48V50L224 49H222V50H224L225 52H227V53H225L224 51V53L225 54H232L233 52H235V53H237L238 52V54L240 55V53L241 54H248V51H250L251 52V50L252 49H254V48H256V46H257V48L259 47L260 48V46H261V44H260V46H258L257 44H251V42L253 41L254 42V40H255V37L258 35V32H259V35L262 37V35H263V37H264V0H183ZM182 1V2H183ZM255 1V2H254ZM259 1H261V2H259ZM101 2V3H100ZM128 2V3H127ZM144 2V3H143ZM151 2H153V4L151 3ZM155 2V3H154ZM95 3H97V4H95ZM108 3V4H107ZM114 3V4H113ZM118 3V4H117ZM140 3H141V5H140ZM149 3V4H148ZM156 3H158V6H156L157 4ZM263 3V4H262ZM31 4V5H30ZM95 6H94V5ZM106 4H107V6H106ZM121 4V5H120ZM125 4V5H124ZM127 4V5H126ZM129 4V5H128ZM134 4V5H133ZM138 4V5H137ZM146 4V5H145ZM156 4V5H155ZM241 4V5H240ZM246 4V5H245ZM111 5H113L112 6V8L113 9H115V10H113L112 8H111ZM115 5V6H114ZM152 5V6H151ZM153 5H154V7H153ZM95 8H97V9H95ZM98 6H99V8H98ZM104 6V7H103ZM106 6V7H105ZM121 6V7H120ZM123 6V7H122ZM129 6V7H128ZM135 6V7H134ZM137 6V7H136ZM143 6H145V7H143ZM257 6V7H256ZM259 6V7H258ZM103 7V8H102ZM115 7V8H114ZM131 7V8H130ZM152 7V8H151ZM156 7V8H155ZM247 7V8H246ZM252 7V8H251ZM263 7V8H262ZM12 10H11V9ZM35 8V9H34ZM109 8V9H108ZM117 8H119V9H117ZM124 8V9H123ZM126 8H128V9H126ZM134 10H133V9ZM138 8V9H137ZM139 8L140 9H142V10H139ZM259 8V9H258ZM262 8V9H261ZM105 9V10H104ZM153 9V10H152ZM256 9V10H255ZM80 11H82L83 12V10H81V9H79ZM79 10H78V12H79ZM96 12H99L100 11V13H102V14H99L98 13V15L100 16H103V17H105V18H108V19H105V20H103L102 21V19H104L103 17H99L98 15V17L96 16V14L94 15V13H95V11ZM108 10V11H107ZM111 10V11H110ZM119 10V11H118ZM143 10H145V11H143ZM257 10H261L260 12H258ZM38 11V12H37ZM101 11H103V12H101ZM114 11V12H113ZM126 11V12H125ZM130 11V12H129ZM141 11V12H140ZM253 11V12H252ZM263 11V12H262ZM93 14H92V13ZM116 12V13H115ZM128 12V13H127ZM245 12V13H244ZM255 12H256V14H255ZM38 13V14H37ZM141 13V14H140ZM149 13V14H148ZM195 13V14H194ZM252 13H254V14H252ZM262 13V14H261ZM34 14H36V15H34ZM130 14V15H129ZM132 14V15H131ZM140 14V15H139ZM144 14V15H143ZM148 14V15H147ZM223 14H225V16L223 15ZM227 14V15H226ZM232 14V15H231ZM30 15H31V17H30ZM136 15H138V16H136ZM153 15H155L154 17H153ZM200 15V16H199ZM236 17H234V16ZM255 17H254V16ZM260 17H259V16ZM34 16H36V19L37 18H39L40 20H42V22H40L39 21V19H35V17ZM76 16V15H75ZM94 16V17H93ZM118 16V17H117ZM126 16V17H125ZM129 16V17H128ZM144 16V17H143ZM151 16V17H150ZM245 16V17H244ZM262 16V17H261ZM26 19H25V18ZM27 17H28V19H27ZM123 17H125V18H123ZM134 17V18H133ZM138 19H137V18ZM142 18V19H140V18ZM145 17H147V18H145ZM149 17V18H148ZM156 17H158V18H156ZM196 17V18H195ZM198 17V18H197ZM199 17H200V19H199ZM220 17V18H219ZM224 17H226L225 19H224ZM240 17H244L243 19L242 18H240ZM249 17V18H248ZM32 19L31 21H29L30 19ZM95 20H94V19ZM117 20H116V19ZM126 18H127V20H126ZM130 20H129V19ZM143 18H145V19H143ZM154 18V19H153ZM162 18H164V19H162ZM209 18V19H208ZM214 18V19H213ZM233 18V19H232ZM250 18H252V19H250ZM263 20H262V19ZM35 19V20H34ZM82 21H81V20ZM123 19V20H122ZM134 19V20H133ZM136 19V20H135ZM139 19H140V21H139ZM149 19V20H148ZM151 19H153V20H151ZM156 19V20H155ZM158 19V20H157ZM161 19V20H160ZM168 19V20H167ZM199 19V20H198ZM221 19V21H219ZM223 19V20H222ZM231 19V21H229ZM26 20V21H25ZM94 20V21H93ZM100 20V21H99ZM113 20V21H112ZM121 20V21H120ZM126 20V21H125ZM154 20H155V24H154ZM163 20H165V21H163ZM170 20L173 22L172 24H173V26L171 25V22H170ZM201 20V23H199L198 21H200ZM225 20V21H224ZM246 20V21H245ZM252 20V21H251ZM84 21V22H83ZM97 21V22H96ZM119 21H120V23H119ZM131 21V22H130ZM145 21V22H144ZM149 21V22H148ZM157 21V22H156ZM160 21V22H159ZM170 22V25L168 26V24H169V22ZM212 21V22H211ZM223 21H224V23H223ZM233 21V22H232ZM27 22V23H26ZM37 22V23H36ZM40 22V23H39ZM43 22H45V24H46V26H45V24L42 26V24H43ZM82 22V23H81ZM88 22H91V23H89L88 24ZM99 22H101V23H99ZM125 22V23H124ZM127 22V23H126ZM133 22V23H132ZM134 22H135V24H134ZM142 22V23H141ZM165 22H166V27H165ZM225 22L226 23H228V24H226L225 25ZM240 22V23H239ZM243 22V23H242ZM247 22V23H246ZM262 22V23H261ZM21 23H23V24H21ZM42 23V24H41ZM105 23V22H104ZM117 23H119V24H117ZM128 23H129V25L130 26H128ZM132 23V24H131ZM140 23V24H139ZM164 23V24H163ZM205 23H206V25H205ZM233 23V24H232ZM236 25H235V24ZM256 23V24H255ZM25 24V27L23 26ZM37 24V25H36ZM103 24V23H102ZM123 24V25H122ZM133 24H134V26H133ZM196 24V25H197ZM209 24V25H208ZM230 24V25H229ZM252 24V25H251ZM22 27H21V26ZM36 25V26H35ZM84 25V26H83ZM88 25V26H87ZM91 25H93V27H91ZM118 25V26H117ZM136 25V26H135ZM177 25V26H176ZM220 25H221V27H220ZM224 25V26H223ZM235 25V26H234ZM28 26V27H27ZM34 26V27H33ZM40 27V29H42V27H43V29H45L46 28V30H43V31H41L40 29H39V27ZM45 26V27H44ZM48 26V27H47ZM128 26V27H127ZM138 26V27H137ZM140 26V27H139ZM160 26V27H159ZM171 26H172V28H171ZM232 28H231V27ZM240 26V27H239ZM246 26V27H245ZM16 27L17 28H19V29H16ZM23 27H24V29H23ZM96 27H94V29L96 28ZM134 27V28H133ZM163 28V30H162V28ZM212 27V28H211ZM226 27H228V29H229V33L228 32H226ZM234 27H236V29L234 28ZM257 28V29H255V28ZM15 28V29H14ZM32 28V29H31ZM66 28V27H65ZM119 28H121V29H119ZM126 28V29H125ZM129 28H131L132 30H134V31H132L131 29H129ZM138 28V29H137ZM158 28H161V29H159L158 30ZM171 28V29H170ZM205 28V29H204ZM252 30H251V29ZM27 29H28V32H29V34H28V32H27ZM35 29H37L35 32L33 31V30H35ZM47 29H49V30H47ZM86 29H88L87 31H85ZM123 29H124V32L126 33H124L123 32ZM136 29V30H135ZM170 29V30H169ZM176 29V30H175ZM209 29V30H208ZM219 29V30H218ZM222 29V30H221ZM227 29V30H228ZM245 29H247V30H245ZM260 29V30H259ZM16 30V31H15ZM19 30V31H18ZM25 30V31H24ZM30 30V31H29ZM52 31L53 33H51V32H48V31ZM130 30H131V32H130ZM165 30V31H164ZM175 30V31H174ZM178 30V31H177ZM216 30V31H215ZM231 30H236V31H234V32H232ZM238 30V31H237ZM262 30V31H261ZM12 31V32H11ZM13 31H15V32H13ZM90 31V32H89ZM130 33H129V32ZM136 31V32H135ZM147 31V32H146ZM157 31H159V32H157ZM169 31V32H168ZM187 33H186V32ZM206 31V32H205ZM219 31V32H218ZM248 31V32H247ZM7 32H9V33H7ZM17 32H19V33H17ZM24 32H25V34H24ZM36 32H40V33H37V35H36ZM43 32V33H42ZM48 33V36H46V34ZM55 32V33H54ZM97 32H98V30H97ZM163 32V33H162ZM167 32H168V35H167ZM174 32V34H175V36H176V34H177V37H174V34H172ZM182 32V34L181 35H179L180 33ZM210 32H211V34H210ZM223 32H225V34L223 33ZM236 32V33H235ZM239 32V33H238ZM241 32L245 35H242L241 34ZM247 32V33H246ZM3 33V34H2ZM15 33H17V34H20V36L19 35H15ZM28 35H27V34ZM44 33H45V35H44ZM50 33V34H49ZM99 33H97V34H99ZM134 33V34H133ZM136 33V34H135ZM141 33V34H140ZM156 33H157V35H156ZM159 33H161V35L159 34ZM165 33H166V35H165ZM171 35H170V34ZM241 34V35H239V38L237 39V36H238V34ZM260 33H262V34H260ZM5 34V35H4ZM11 34H13V35H11ZM35 34V35H34ZM38 34H40V35H38ZM54 34V35H53ZM133 34V35H132ZM140 34V35H139ZM151 34V35H150ZM154 34V35H153ZM184 34V35H183ZM213 34V35H212ZM234 34V35H233ZM235 34H237L236 36H235ZM247 34V35H246ZM254 34H255V37H254ZM3 35V36H2ZM9 35H11V37L9 36ZM41 35H43V37L41 36ZM116 35V34H115ZM147 35V36H146ZM149 35V36H148ZM163 35H164V37H163ZM179 35V36H178ZM183 35V36H182ZM215 35V36H214ZM224 35V36H223ZM232 35V36H231ZM251 35H252V37H254V39H250V38H252L251 37ZM258 35V37H260ZM4 36H5V38H4ZM13 36L16 38H13ZM19 36V37H18ZM25 38H24V37ZM27 36V37H26ZM31 36H33V37H31ZM37 36H41V37H37ZM45 36V37H44ZM52 36V37H51ZM104 36V37H103ZM128 36V37H127ZM135 36H140V37H135ZM155 36V37H154ZM161 36L162 38L160 39L159 37ZM173 36V37H172ZM221 38H220V37ZM233 36H234V38H236L237 39V41L238 42H234V38H233ZM247 36V37H246ZM22 37V38H21ZM48 37V38H47ZM50 37H51V39H50ZM130 37V38H129ZM132 37H134V38H132ZM157 37V38H156ZM167 37V38H166ZM172 37V38H171ZM179 37V38H178ZM182 37V38H181ZM186 37V38H185ZM214 37V38H213ZM245 37V38H244ZM7 38V39H6ZM8 38H10L9 40H8ZM33 38V39H32ZM36 38L37 39H39L40 38V40H36ZM41 38L42 39H46V40H41ZM57 38V39H56ZM59 38V39H58ZM137 38H138V41H137ZM143 38V39H142ZM165 40H164V39ZM177 38V39H176ZM220 38V39H219ZM228 39V41L230 40V43L228 42V41H226V39ZM20 39V40H19ZM30 39V40H29ZM47 39H49L48 41H47ZM84 39V40H83ZM124 39V40H123ZM140 39H141V41H140ZM147 39V40H146ZM159 40L158 42H156V40ZM168 39H170V41L168 40ZM174 39H175V41H174ZM222 39V40H221ZM225 39V40H224ZM239 39H240V41H239ZM241 39L243 40L242 42L243 43H240L241 42ZM250 39V40H249ZM6 40V41H5ZM35 40V41H34ZM55 40V41H54ZM93 40V43H91V41ZM127 42H126V41ZM137 42H136V41ZM148 40H150V41H148ZM160 40H161V42H160ZM169 42H168V41ZM178 40V41H177ZM190 40V41H189ZM219 40H221V41H219ZM245 40V41H244ZM3 41H5V42H3ZM8 41H9V43H8ZM14 41V42H13ZM15 41H17V42H15ZM20 41V42H19ZM26 43H25V42ZM37 41V42H36ZM39 41L41 42V43H39ZM45 41V42H44ZM104 41H105V43L107 42V44L109 45V47H108V45L107 44H105L104 43ZM129 41V42H128ZM135 41V42H134ZM154 41V42H153ZM171 41H172V43H171ZM209 41V42H208ZM216 41V42H215ZM222 41H226L227 42V44H228V48H227V45H225V43H223ZM25 44H24V43ZM37 44V46H36V44ZM42 42H43V44H42ZM59 42V43H58ZM94 42H96L95 44H94ZM126 42V43H125ZM140 42V43H139ZM148 42H150V43H148ZM184 42V43H183ZM190 44H189V43ZM15 43V44H14ZM47 43H48V45H47ZM51 43V44H50ZM52 43H53V45H52ZM54 43L56 44V46L54 45ZM133 43V45H131ZM138 43V44H137ZM153 43V44H152ZM156 43V44H155ZM157 43H159V44H157ZM171 43V44H170ZM184 45H183V44ZM217 43V44H216ZM220 43V44H219ZM237 43V44H236ZM14 44V45H13ZM27 44V45H26ZM41 44V45H40ZM46 44V45H45ZM83 44V45H82ZM105 44V45H104ZM141 44V45H140ZM142 44H144V45H142ZM150 44H152L151 46H152V48H154V49H152L151 48V46H150ZM181 44V46H179V45ZM214 44V45H213ZM222 44V45H221ZM234 45V47L232 46V45ZM236 44V45H235ZM249 45L248 47H250V50H247V49H249L248 47L246 48V46H245V48H244V45ZM5 45V46H4ZM16 45V46H15ZM45 47H43V46ZM52 45V46H51ZM85 45V46H84ZM91 45H94V46H91ZM103 45H104V47H103ZM146 45V46H145ZM154 45V46H153ZM157 45H158V49H157ZM190 47H188V46ZM191 45V46H190ZM255 45V46H254ZM29 46V47H28ZM44 48L45 50H42L41 48ZM84 46V47H83ZM106 46V47H105ZM122 48V51H121V48ZM124 46V47H123ZM133 46V47H132ZM145 46V47H144ZM150 46V47H149ZM174 46V47H173ZM176 46V47H175ZM18 47V48H17ZM51 47V48H50ZM54 47H58L57 49H55ZM60 47H62L61 49H60ZM88 47H90V48H88ZM102 47H103V49L104 50H106V51H104L103 50V54H101L103 57L105 56V60L107 59V61H105L104 62V60L102 61L101 60V57L102 56H98L99 54H100V51L101 50H97L98 48L100 49H102ZM117 47V46H116ZM127 48V50H126V48ZM130 47H132V48H130ZM135 47V50L133 49ZM138 47V48H137ZM148 47V49H145V48H147ZM170 47V48H169ZM178 47V48H177ZM232 47V48H231ZM242 47V48H241ZM252 47H254V48H252ZM262 47V46H261ZM5 48L7 49V50H5ZM36 48H37V50H36ZM40 48V49H39ZM85 48H87V49H85ZM92 48V49H91ZM97 48V49H96ZM106 48V49H105ZM109 48V51L107 50ZM161 48H163L164 50H165V52H164V50H161ZM234 49V51L231 53V51H229V50H226V49ZM242 50H241V49ZM252 48V49H251ZM256 48V49H257ZM258 48V50H257V52L259 51V54L255 51V50H253L254 52H256V54H258V55H261V53H260V51H262V53H263V55H264V50L263 49H259ZM262 48H264V47H262ZM54 49V50H53ZM59 49H60V51H59ZM112 49V50H111ZM128 49L131 51H129L128 52ZM142 49V50H141ZM159 49H160V52H159ZM190 49V50H189ZM221 49V48H220ZM235 49H240V51H236ZM21 50H22V52H21ZM24 50V51H23ZM29 50V51H28ZM39 50V51H38ZM58 51V52H56V51ZM83 50H84V52H83ZM94 50V51H93ZM135 52H134V51ZM149 50V51H148ZM154 50V51H153ZM156 50H158V52H156ZM183 52H181V51ZM10 51H11V53H10ZM20 51V52H19ZM26 51V52H25ZM33 51V52H32ZM99 52V54L97 55V53ZM111 51H114V52H112L111 53ZM139 51V52H138ZM145 51V52H144ZM147 51V52H146ZM162 51V52H161ZM177 51H178V53H177ZM186 51H188L187 53H188V55L186 56V57H184L183 55L185 54V52ZM190 51V52H189ZM32 52V53H31ZM44 52H45V55H44ZM55 52H56V54H58V56L55 54ZM60 52V53H59ZM107 52V53H106ZM111 54H110V53ZM133 52V53H132ZM143 54H142V53ZM149 52V53H148ZM155 56H153L151 53ZM163 52H164V54H163ZM172 54H171V53ZM173 52H175V53H173ZM223 52H221V53H223ZM244 52V53H243ZM9 53V54H8ZM24 53H26V54H24ZM42 53H43V55H42ZM50 53V54H49ZM53 53V54H52ZM67 53V52H66ZM84 53V54H83ZM109 53V54H108ZM139 53H140V56H139ZM158 53H159V55H158ZM160 53H162V54H160ZM168 53V54H167ZM186 53V54H187ZM11 54V55H10ZM28 54V55H27ZM31 54V55H30ZM33 54V55H32ZM41 54V55H40ZM48 54V55H47ZM65 54V55H64ZM81 54H82V56H81ZM93 54V55H92ZM137 55V59L136 58H134L133 56L134 55ZM151 54V55H150ZM181 56L182 54V56L179 58L178 56L179 55ZM224 54V55H225ZM237 54V56H238V58L240 59V61L239 60H237V59H235L236 60V63L238 62V63H241L242 61H247V59L245 60V59H243V56H239ZM22 55H24V56H22ZM34 55H36L37 57H35ZM49 55H50V57L52 58H50L49 57ZM68 55V54H67ZM96 55V56H95ZM108 55H111V56H113L114 58H111V56H108ZM129 58V59H131L132 57V60H130V62L132 63L133 61V63L131 64L130 62H129V59H128V62H126V58H124V57H126V56ZM142 55V56H141ZM156 55L158 56V57H156ZM161 55H163V58H162V56ZM178 55V56H177ZM1 56V55H0ZM33 56H34V58H33ZM41 56H44V57H41ZM92 56V57H91ZM98 56V57H97ZM144 56V57H143ZM150 56V57H149ZM153 56V57H152ZM161 58H160V57ZM231 58H232V56L233 55H229ZM262 56V55H261ZM12 57V58H11ZM25 59H24V58ZM28 57H31V59H33V60H31V59H28ZM100 57V58H99ZM102 57V58H103ZM107 57V58H106ZM148 57V58H147ZM167 57H168V59H167ZM182 57H184V58H182ZM187 57H189V58H187ZM259 57V56H258ZM11 58V60L12 61H10L9 59ZM41 58V59H40ZM44 58H45V60H44ZM48 58V59H47ZM58 58H60V59H58ZM65 58H66V60H65ZM83 58V59H82ZM95 58H96V60H95ZM99 58V59H98ZM109 58H111L112 59V62H111V60L109 59ZM124 58V59H123ZM150 58V59H149ZM176 58H177V60H176ZM241 58H242V61H241ZM37 59V60H36ZM52 61H51V60ZM57 61H56V60ZM75 59H76V61H77V63L75 62ZM91 59V60H90ZM121 59V58H120ZM135 59V60H134ZM146 59V60H145ZM155 59V60H154ZM159 59H160V61H159ZM165 59V60H164ZM180 59V60H179ZM189 59V60H188ZM259 60H261V57L260 58H258ZM24 60V61H23ZM42 60V61H41ZM66 61V63L68 62L67 60H69V62H72L73 60H74V62H72V63H69L68 62V65L65 63V61ZM86 60V61H85ZM92 60H93V62H92ZM99 60H101V61H99ZM150 60H152L151 62H150ZM157 60V61H156ZM162 60H164V61H166V62H164V61H162ZM179 60V61H178ZM15 61V62H14ZM44 61V62H43ZM56 61V62H55ZM62 61V62H61ZM114 61V62H113ZM147 61H149V62H147ZM173 61V62H172ZM262 63L260 64L259 63V66H258V68H260V70L262 71V74H261V76H263L264 77V67H263V65L262 64H264V61H263V56H262ZM260 61V62H261ZM13 62V63H12ZM18 64H17V63ZM23 62V63H22ZM26 62H27V64H26ZM32 62V63H31ZM35 62V63H34ZM39 62H41V63H39ZM42 62H43V64H42ZM51 62V63H50ZM60 62V63H59ZM101 64H99V63ZM107 62H110L111 63V65L108 63L107 64ZM143 62V63H142ZM178 62V63H177ZM182 62V63H183ZM184 62V63H185ZM235 62V61H234ZM3 63V64H2ZM10 63V64H9ZM29 63V64H28ZM47 63H49V64H47ZM56 63V64H55ZM65 63V64H64ZM74 63V64H73ZM102 63H103V65H102ZM104 63H106V65L108 66V65H110L109 66V69H108V67L106 68L105 66V64ZM128 63V64H127ZM142 63V64H141ZM176 63V64H175ZM236 64V66L238 67L239 66V64ZM31 64V65H30ZM70 64V65H69ZM76 64H77V66H76ZM78 64H79V69H78ZM84 64V65H83ZM131 64V65H130ZM187 64H189V63H187ZM193 64H195V63H193ZM219 64V63H218ZM256 64H258V63H256ZM23 65V66H22ZM46 67H45V66ZM55 65V66H54ZM61 65V66H60ZM98 65H100V67L98 66ZM105 65V66H104ZM125 65H123V67L124 68H122V69H127V68H125L126 66ZM139 65V66H138ZM151 65V66H150ZM159 65H157V66H159ZM4 66H6V67H4ZM11 66H13V68L11 67ZM17 66V67H16ZM51 66V67H50ZM54 66V67H53ZM60 66V67H59ZM63 66V67H62ZM77 68H76V67ZM103 66V67H102ZM165 66V65H164ZM165 66V67H166ZM168 66V67H169ZM240 66H243V63L242 64H240ZM29 67H30V69H29ZM32 67V68H31ZM39 69H38V68ZM43 67V68H42ZM45 67V68H44ZM70 67V68H69ZM73 67V68H72ZM102 67V68H101ZM111 67V68H110ZM169 67V68H170ZM12 70H11V69ZM29 70H28V69ZM49 68V69H48ZM55 68V69H54ZM60 68V69H59ZM72 68V69H71ZM82 68H83V70H82ZM104 68H106V69H104ZM170 68L171 70H172V74H173V72L175 73H177V75L179 74L180 75V78L179 79H177V76H173L174 78H172L173 80L174 79H177V81L175 80V81H173V83L175 82H177L176 83V85H175V83H174V85L177 87V85H178V87L177 88H181V86H184L185 88H183V90L184 91H189L188 93L187 92H181V93H183L182 95L184 96V94H186L184 97H185V99H186V97L187 98H190V99H186V100H189V101H191V103H192V99H191V97H189V95L191 94V92H190V90H188V89H186L187 87H189L188 86V84H184L185 83V79H183L184 77H182V75L180 74V72H177L176 71V69L177 68ZM179 68V67H178ZM3 69V70H2ZM6 69V70H5ZM8 69H10L9 71H8ZM26 71H25V70ZM45 69V70H44ZM14 70V71H13ZM32 70V71H31ZM36 70V71H35ZM66 70V71H65ZM92 70H94L95 72H93ZM99 70V72H97ZM106 70L108 71V72H106ZM131 70V69H130ZM175 70V71H174ZM4 71H5V73H4ZM25 73H23V72ZM39 71V72H38ZM41 71V72H40ZM45 71V72H44ZM47 71H48V73H47ZM56 71V72H55ZM64 71V72H63ZM76 71V72H75ZM78 71V72H77ZM124 71H126V70H124ZM15 72L17 73V74H15ZM28 72V73H27ZM35 72V73H34ZM54 72H55V75H54ZM68 72H70L69 74H67ZM90 72V73H89ZM111 72V71H110ZM123 72V71H122ZM131 72H132V70H131ZM131 72H130V74L129 73H127V78H130V80H131V77L132 76H135L134 74H135V72H134V74H133V72H132V74H131ZM8 73V74H7ZM22 73L24 74V75H22ZM34 73V74H33ZM53 73V74H52ZM59 73V74H58ZM72 73V74H71ZM81 73V74H80ZM85 73H86V75H85ZM92 73V74H91ZM106 73V74H105ZM150 73V72H149ZM149 73H147V76H148V78H150L149 76H150V74ZM175 73V74H176ZM2 74V75H1ZM44 74V75H43ZM46 74V75H45ZM52 74V75H51ZM75 74H77V80H75L74 78V75ZM98 74V75H97ZM129 74V75H128ZM10 75H11V77H10ZM33 75V76H32ZM57 75V76H56ZM59 75V76H58ZM62 77H61V76ZM72 75V76H71ZM81 75V76H80ZM82 75H83V77H82ZM96 75V76H95ZM105 75V76H104ZM132 75V76H131ZM15 76V77H14ZM38 76H39V78H38ZM64 76V77H63ZM66 76V77H65ZM71 76V77H70ZM85 76V77H84ZM86 76H88V77H86ZM91 76V77H90ZM95 76V77H94ZM101 76V77H100ZM114 76V77H113ZM129 76V77H128ZM152 76V75H151ZM23 77H25V78H23ZM27 77V78H26ZM30 77V78H29ZM43 77V78H42ZM45 77V78H44ZM50 78V80H49V78ZM55 77V78H54ZM82 77V78H81ZM95 79H94V78ZM100 77V78H99ZM102 77H104L105 79L103 80V78ZM179 77V76H178ZM181 77H182V79H181ZM262 77V78H263ZM14 78V79H13ZM16 78V79H15ZM62 79V80H60V79ZM66 78H67V80H66ZM73 78V79H72ZM97 78V79H96ZM102 78V80H99V79H101ZM107 78V79H106ZM135 78V77H134ZM24 79H26V80H28V81H26V80H24ZM37 79H39V80H37ZM44 79H45V81H44ZM59 79V80H58ZM80 79V80H79ZM83 79V80H82ZM94 79V80H93ZM108 79H110V80H108ZM254 77H252V79L249 81V79H246L247 81H249V82H252V85L254 86V85H256V86H261L262 88H264V84H262L261 82H258L259 80L258 79H255ZM264 79V78H263ZM13 80V81H12ZM19 80V81H18ZM42 80V81H41ZM52 82V84L49 82ZM63 80H64V82H63ZM69 80H70V82H69ZM90 80V82H88ZM106 80V81H105ZM111 80H113V84L111 83V82H109V81H111ZM117 81V82H115V81ZM119 80V81H118ZM245 80V82H243V84H246V81ZM253 80V81H252ZM258 80V81H257ZM13 83H12V82ZM22 81V82H21ZM34 81V82H33ZM37 81V82H36ZM58 83H56V82ZM92 81H93V83H92ZM98 81H101V83L100 82H98ZM180 81H182V82H180ZM5 82V83H4ZM32 82V83H31ZM46 82V83H45ZM55 82V83H54ZM62 82V83H61ZM81 82V83H80ZM85 82H86V84H85ZM88 82V83H87ZM103 82V83H102ZM105 82V83H104ZM118 82H119V84H118ZM258 84H256V83ZM21 83H22V86H20L21 85ZM24 83V84H23ZM25 83H27L26 85H25ZM34 83V84H33ZM41 83V84H40ZM50 83V84H49ZM60 83L62 84V85H60ZM69 83V84H68ZM83 83V84H82ZM99 83V84H98ZM110 84V86H109V84ZM179 83H181V85H179ZM187 83V82H186ZM261 83V84H260ZM5 84V85H4ZM15 84H18V85H15ZM33 84V88L35 89V90H32L33 88H31L32 85ZM56 84V85H55ZM66 84H67V86H66ZM89 84V85H88ZM123 86H122V85ZM183 84V85H182ZM15 85V86H14ZM51 85V86H50ZM65 85V86H64ZM86 85V86H85ZM94 85H96V86H94ZM104 85V86H103ZM114 87V85H116L114 88H116V90L112 87V86ZM187 85V86H186ZM27 86V87H26ZM30 86V87H29ZM44 88H42V87ZM68 86H70V87H68ZM85 86V87H84ZM89 86V87H88ZM109 86V87H108ZM256 86H254V88L256 87ZM6 87H7V89H6ZM17 87V88H16ZM55 87H57V88H55ZM64 87V88H63ZM79 87V88H78ZM84 87V88H83ZM96 87H98V88H96ZM121 87H123V88H121ZM260 87V88H261ZM63 88V89H62ZM87 88H89V90H87ZM133 88V87H132ZM131 88V89H132ZM190 88V87H189ZM3 89V90H2ZM10 89H11V91H10ZM39 89V90H38ZM41 89H43V90H41ZM47 89V90H46ZM91 89V90H90ZM95 89V90H94ZM99 89V90H98ZM105 89V90H104ZM182 89V88H181ZM181 89H179V90H181ZM186 89V90H185ZM6 90V91H5ZM66 90V91H65ZM85 90H86V92H85ZM5 91V92H4ZM14 91H16V92H14ZM31 91V92H30ZM34 91H37V93H39V94H37L36 92H34ZM44 91V92H43ZM65 91V92H64ZM79 91V92H78ZM81 91V92H80ZM88 91V92H87ZM91 91V92H90ZM104 91H106V92H104ZM124 91H122L121 90V92L119 93V95L120 94H124V97H122V95H120V98H125V96H126V94H128V93H130V94H128V95H132V97H133V95L135 96V94H133V93H131V92H124ZM27 92V93H26ZM30 92V93H29ZM42 92V93H41ZM47 92V93H46ZM56 92H58V93H56ZM93 92V93H92ZM104 92V93H103ZM110 92L108 93V96H110V97H114L113 96V94H110ZM6 93V94H5ZM13 95V96H11V94ZM36 93V94H35ZM62 93V94H61ZM65 93V94H64ZM87 93V94H86ZM102 95H101V94ZM15 94V95H14ZM29 94H30V96H29ZM7 97H6V96ZM79 95V96H78ZM85 95V96H84ZM3 96V97H2ZM15 96V97H14ZM59 96V97H58ZM62 96V97H61ZM74 98H73V97ZM94 96V97H93ZM130 96H127L126 98L128 99V97H129V101H131V98H130ZM38 97H40V98H38ZM58 97V98H57ZM83 97V98H82ZM62 98H64V99H62ZM72 100H71V99ZM81 98H82V101H79V100H81ZM93 98V99H92ZM115 98H116V96H115ZM59 99H60V101L62 102H60L59 101ZM76 99V100H75ZM85 99V100H84ZM4 100H5V102H4ZM70 100H71V102H70ZM84 100V101H83ZM133 100V103L134 102H136L135 101V99L133 98L132 99ZM58 103H57V102ZM73 101V102H72ZM5 103V104H3V103ZM68 102H69V104H68ZM77 102V103H76ZM80 104H79V103ZM125 102V101H124ZM70 103H71V105H70ZM73 103V104H72ZM133 103H129V102H127V103H125V104H127V105H129L130 107H128L127 105H124V103H123V109L125 108L126 110H124V114L125 115H127V118H129V119H127V121L126 122H128V123H126V124H130L129 123V121L131 122V124L130 125H132L133 126V124H134V127L136 126V129H137V127H138V130H136V129H134V132H135V134H133V135H135L138 139L139 138H146V139H148V138H150L149 136V134L147 133L146 134V132L144 131L145 129H144V127L146 128L147 126L144 124V123H142V122H140L139 120L136 122V120H137V115H138V118L140 117V116H143V113H141V111H140V107H139V109H138V112H136V110L134 109L133 110V108L135 107L134 106V104ZM190 103V104H191ZM59 104V105H58ZM62 104V105H61ZM66 104V105H65ZM91 104H93V103H91ZM133 104V105H132ZM58 105V106H57ZM69 105V106H68ZM83 105V104H82ZM81 105V106H82ZM192 106H195L194 105V103L193 104H191ZM190 105V106H191ZM59 106H60V108H59ZM72 106V107H71ZM192 106H191V108H192ZM66 107V108H65ZM68 107V108H67ZM70 107V108H69ZM131 107H132V109H131ZM76 108V109H75ZM66 109V110H65ZM130 109V110H129ZM142 109V108H141ZM195 109H196V106H195ZM195 109L193 108L192 109V111L194 110V113H196V111H195ZM57 110H59V111H57ZM63 110V111H62ZM67 110H69V111H67ZM73 110V111H72ZM76 110H78V111H76ZM135 111V112H132V111ZM28 111V112H27ZM34 111V112H33ZM38 111V112H37ZM32 114H31V113ZM57 112V113H56ZM67 112V113H66ZM37 113V114H36ZM40 113H42V114H40ZM52 113V114H51ZM130 115H129V114ZM138 113V114H137ZM191 113H193V112H191ZM191 113H190V115H191ZM40 114V115H39ZM46 114V115H45ZM55 114V115H54ZM57 114V115H58ZM60 114V115H61ZM137 114V115H136ZM33 115V116H32ZM37 115V116H36ZM131 115H134L133 117L135 118V120H134V118L131 116ZM136 115V116H135ZM192 115H194V114H192ZM46 116V117H45ZM48 116V117H47ZM7 119H6V118ZM36 119H38V120H36ZM132 117V118H131ZM183 117H186V118H183ZM26 118H27V120H26ZM15 119V120H14ZM30 119V120H29ZM31 119H32V121H31ZM50 119V120H49ZM185 119V120H184ZM186 119H187V116H185V115H182V120L183 121H186ZM192 118H190L189 120L190 121H193V119L191 120ZM9 120V121H8ZM14 120V121H13ZM41 120V121H40ZM43 120V121H42ZM55 122H54V121ZM188 120V119H187ZM6 123H5V122ZM47 121V122H46ZM133 121V122H132ZM11 122H13V123H11ZM57 122V123H56ZM140 122V123H139ZM187 122V121H186ZM29 123V124H28ZM49 123V124H48ZM59 124V123H61V124H59V126L57 125L56 126V124ZM76 123V124H75ZM197 123V122H196ZM11 124V125H10ZM12 124H13V126L14 127H10V126H12ZM67 124V125H66ZM82 124V125H81ZM6 125V126H5ZM138 125V126H137ZM141 125V126H140ZM3 126V127H2ZM27 126V127H26ZM67 126H68V128H67ZM73 126V127H72ZM21 127V128H20ZM22 127H25V128H22ZM28 127H30V128H28ZM40 127V128H39ZM3 128V129H2ZM10 128H12V129H10ZM26 128H27V130H26ZM34 130H33V129ZM45 128V129H44ZM77 128H76V130L75 131H77ZM8 129V130H7ZM14 129V130H13ZM39 129V130H38ZM43 129V130H42ZM60 129V130H59ZM142 129H143V131L145 132V135H143V133L144 132H142ZM150 130L152 129V128H149ZM149 129H147L148 131H149ZM236 129L237 128H232L231 130H225L224 132H226V133H222L223 131H221L219 134H218V139H222L221 137H222V135L221 134H224L223 136V139L224 138H226V137H229L230 135L232 136V135H234V134H232L231 132H233L232 130H235V132H236ZM15 130H17V131H15ZM23 131V133H22V131ZM70 130V129H69ZM139 131V130H141V132L139 131V132H136V131ZM7 131V132H6ZM11 131V132H10ZM13 131H15V133H13ZM20 131V132H19ZM73 131H74V129H73ZM229 131H231L230 132V135H229ZM17 132H19V133H17ZM25 132V133H24ZM49 132V131H48ZM149 132H152V130L151 131H149ZM138 133V134H137ZM139 133H142V135L140 134V136H139ZM227 133H228V135L229 136H227ZM234 133V132H233ZM7 134V135H6ZM9 134V135H8ZM20 134V135H19ZM157 134V133H156ZM155 133H154V136L156 135ZM236 134V133H235ZM4 135V136H3ZM158 135V134H157ZM225 135H226V137H225ZM64 136V137H63ZM135 136H133V141L132 142H134V144H137L138 143V139L136 140L135 138ZM148 136V137H147ZM4 137H6V138H4ZM10 137V138H9ZM14 137V138H13ZM20 137V138H19ZM45 141L42 139L41 140V138H40V140L38 141V139L39 138H37L36 137V139H35V137H34V139H33V137L31 138V144L33 143V144H38L39 146H41L42 148H41V150L43 149L44 150V143H45V147L47 146V144H49V142L51 141V140H48L49 138L46 136V134H45ZM61 137H62V139H61ZM158 137V136H157ZM156 136L153 138V140H150V141H152V142H154V141H159V139L157 138ZM48 138V139H47ZM156 138H157V140H156ZM160 138V137H159ZM233 138L235 139L236 137H235V135L233 136ZM6 139H8L7 141H6ZM12 139V140H11ZM34 141H33V140ZM47 139V140H46ZM56 139V140H55ZM222 139V140H223ZM15 140V141H14ZM37 140V141H36ZM160 140H161V138H160ZM221 140V141H222ZM6 141V142H5ZM14 141V142H13ZM17 141V142H16ZM23 141V142H22ZM137 141V143H135ZM142 141H144L143 143H145L146 142V140H142ZM240 141V140H239ZM239 141H235V145H234V151L232 150H230V149H232V148H227L226 147V149H229V150H226L225 148H222L223 149V151H222V149H221V151H219L218 153H217V155L218 154H223L222 156L220 155V158H217V159H220V160H223L224 162H226L227 161V166H235V167H238V168H240L239 166H236V165H238L240 162H241V164H239V165H243V166H241L242 168H243V171L242 172H244L245 173V171L247 172L246 174L249 176V173L248 172H253V173H251V174H253L254 175V173H256L255 175H259V176H255V178H254V176H252L251 177V179H253L256 183H259L260 182V178H263V176H264V174H263V176L261 177V175H260V173L261 172H263L261 169L262 168H260V170H261V172H259L260 170H259V168H258V166L259 167H263V169H264V157L263 156H261L262 154H260V152H261V148L259 149V152H258V150H255V147L254 148H252L253 147V145H252V147H251V144L249 143V142H247L246 143V141H243V140H241L240 142ZM12 142V143H11ZM16 142V143H15ZM44 142V143H43ZM8 143V144H7ZM11 145H10V144ZM20 145H19V144ZM23 143V144H22ZM42 143V144H41ZM47 143V144H46ZM51 143V142H50ZM147 143V142H146ZM30 144V143H29ZM41 144V145H40ZM6 145H8L7 147H6ZM244 146V151H242L241 150V147L240 146ZM10 146H11V149H10ZM37 146V145H36ZM225 146V145H224ZM223 146V147H224ZM14 147V148H13ZM49 147V146H48ZM235 147H237V149L238 150H236V148ZM3 148H4V150H3ZM17 148V149H16ZM13 149V150H12ZM21 149V150H20ZM256 149H258V148H256ZM225 150V151H224ZM4 151V152H3ZM7 151V152H6ZM14 151H16L15 153H14ZM239 151V152H238ZM247 151V154L246 153H244V152H246ZM9 152V153H8ZM232 152H234V153H236L237 152V154H235V155H233V154H231ZM243 153V155H242V153ZM253 152H254V154H253ZM263 152V151H262ZM8 153V154H7ZM13 153H14V155H13ZM3 154H5V155H3ZM10 154V155H9ZM230 154L232 155V157L233 158H235V159H232V157H230ZM240 156H239V155ZM249 154V155H248ZM252 154H253V156H252ZM260 154V155H259ZM7 155H9V156H7ZM22 155V154H21ZM30 155H31V153H30ZM158 155V154H157ZM156 155V156H157ZM216 155V156H217ZM227 155H229V156H227ZM237 155H238V157H237ZM13 156V157H12ZM17 156V157H16ZM33 156V155H32ZM31 156V157H32ZM187 158H188V155L186 154L185 155ZM234 156H236V157H234ZM246 158H245V157ZM249 156V157H248ZM252 156V158L254 157L255 158V160H254V158L253 159H251L250 157ZM260 156H261V159H260ZM5 159H4V158ZM22 157V156H21ZM155 157V156H154ZM183 157V156H182ZM180 158V159H182L181 161H180V163L182 164V166L183 167H185V161L183 162V158ZM218 157H219V155H218ZM226 157H230L229 159H227ZM263 157V158H262ZM13 159V161H12V159ZM15 158H17L15 161H14V159ZM158 157H155L153 160H155V159H157ZM226 158V159H225ZM250 160H249V159ZM2 159V160H1ZM34 159V158H33ZM241 161H240V160ZM243 159V160H242ZM246 159V160H245ZM256 159H258V160H256ZM261 161H260V160ZM5 160V161H4ZM17 160H18V163H17ZM48 160V159H47ZM171 160V161H170ZM175 160V161H174ZM188 160V159H187ZM233 160H235V162L233 161ZM237 160H239V161H237ZM248 160V161H247ZM252 160H253V162H254V164H256L258 161V165H257V169H258V171H257V169H254V168H256V167H254V166H252ZM263 160V161H262ZM6 162V163H8V165H6V163H4V162ZM20 161V162H19ZM168 161L170 162V164L171 165H175L174 163H179V160H177V157H175V156H172V157H170V159H167L166 160V162L168 163ZM174 161V162H173ZM188 161L190 162V163H188ZM186 163L188 164H186V172L184 171H179V172H175L174 174H170V176L172 177V179H173V182H175L174 184V186L175 187H178L180 190H181V188H182V190H186V191H190V192H192V193H197V191L198 192H200V193H198L197 195H199V194H201L202 193V189H205V188H207L208 187V189H216V185H218V183H221V181H220V179H219V174H217L218 172H212V169H210V168H208L210 165L208 164V163H206V160H202L201 161V163L200 162H195V161H193V160H188ZM228 161H230V162H228ZM243 161V162H242ZM245 161V162H244ZM250 161V162H249ZM49 162V160L45 163L46 165H47V163ZM51 162V164H53L52 163V161H50ZM50 162L48 163V164H50ZM191 162H193V163H191ZM203 162H205L206 164L205 165H203V166H199V164H204ZM208 162V161H207ZM238 162V163H237ZM248 162V163H247ZM256 162V163H255ZM16 163V164H15ZM21 165H23V166H21ZM173 163V164H172ZM198 163V164H197ZM214 163H217V161H214ZM234 163V164H233ZM235 163H236V165H235ZM243 163V164H242ZM262 165H261V164ZM2 164H4V165H2ZM11 164V165H10ZM15 164V165H14ZM169 163L167 164V165H170ZM184 164V165H183ZM190 164V165H189ZM195 164H196V166H195ZM10 165V166H9ZM14 165V167H11V166H13ZM160 165H162V164H160L159 162H157L156 164H154L150 169H152L153 168V170H155L156 169V171H160L161 170V167H160ZM194 165V166H193ZM199 167H198V166ZM246 165H250L251 166V169L252 170H249L250 169V167L249 166H246ZM6 166V167H5ZM47 166H51V165H47ZM159 166V167H158ZM187 166H189L188 168L190 169L189 170V172H187V170H188V168H187ZM7 167H8V169H7ZM23 169H22V168ZM198 167V168H197ZM211 168H212V166H210ZM249 167V168H248ZM14 168V169H13ZM19 168V169H18ZM242 168H240V169H242ZM4 169V170H3ZM9 169H11V171L9 170ZM18 169V170H17ZM26 169V168H25ZM158 169V170H157ZM198 169V170H197ZM199 169H201V170H199ZM255 170V171H254ZM10 172V174H9V172ZM14 171V172H13ZM197 171V172H196ZM200 171V172H199ZM258 173H257V172ZM5 174H4V173ZM14 174H13V173ZM17 172H19V173H17ZM22 172V173H21ZM207 172V173H206ZM16 173V174H15ZM26 173V174H25ZM140 173V174H139ZM139 173H137L136 175H135V177L136 178H141V177H143V176H154V173L153 172H151V170H146L145 172H139ZM212 173V174H211ZM213 173H214V175H213ZM9 174V175H8ZM12 174V175H11ZM21 174H22V176H21ZM63 174H65L64 172H63ZM180 174H182V175H180ZM184 174V175H183ZM190 174V175H189ZM217 174V175H216ZM243 174V173H242ZM241 174V175H242ZM176 175H178V176H176ZM187 177H186V176ZM240 175V177H242ZM246 175V176H247ZM8 176V177H7ZM11 176L15 179V182H14V179L13 178H11ZM139 176V177H138ZM149 176V177H150ZM203 176V177H202ZM7 177V178H6ZM9 177H10V179L11 180H9ZM24 177V178H23ZM27 177H29L28 179H26ZM63 179H64V175L63 176H61ZM171 177H169V179L171 178ZM182 177V178H181ZM188 177H190V178H188ZM197 177H199V178H197ZM211 177H213V178H211ZM2 178H4V179H2ZM18 178V179H17ZM61 178V179H62ZM178 178V179H177ZM189 180H188V179ZM202 178V179H201ZM216 178H217V180H216ZM249 178V177H248ZM7 179V180H6ZM13 179V180H12ZM23 179H26L24 182L25 183H22L23 182ZM58 181H59V179L60 178H56ZM60 179V180H61ZM62 179V180H63ZM171 179V180H172ZM179 179H181V180H179ZM198 179H200V180H198ZM209 179V180H208ZM211 179V180H210ZM214 179V180H213ZM250 179V178H249ZM257 179H260V180H257ZM5 180V181H4ZM62 180H61V182H62ZM178 180V181H177ZM182 180H183V182H182ZM187 180V181H186ZM201 180H203V182L201 181ZM264 180V179H263ZM65 181V180H64ZM160 184H161V186H162V188L161 189H158V190H154L155 192H153V190H150V189H145L144 187H142V188H140V190H139V188H138V194L139 195H137V192H135L134 194L132 193V198H133V202H135L136 200H137V202L136 203H134V205L139 209L140 208V210H141V212H143V210L146 208H149L150 207V209H149V211H147V212H150L151 211V214L154 216V214L156 215V217H155V219H153L152 221H155V224L156 225H158V226H156V227H161V225H163V224H165V226L163 225L162 227L164 228H166V227H168L170 224H168V223H166L165 221H164V219H165V217L167 218V219H169V215L168 214H165L166 212H164L165 211V209L167 208L166 207V203L165 202H171L170 201V198L172 199V197L168 194L170 191H169V187H168V185H166V183H163L162 181H159V180H157ZM177 181V182H176ZM259 181V182H258ZM172 182V181H171ZM172 182V183H173ZM179 182V183H178ZM180 182L181 183H186V185H184V184H180ZM209 184H207V183ZM214 182V183H213ZM261 182H262V180H261ZM260 182V183H261ZM264 182V181H263ZM262 182V183H263ZM6 183L8 184V185H6ZM18 183V184H17ZM22 183V184H21ZM52 183V182H51ZM50 182H49V184L52 186V184H51ZM176 183H178V184H180V185H178V184H176ZM192 183V184H191ZM197 183H199V184H197ZM200 183H201V185H200ZM206 183V184H205ZM210 183H212V184H210ZM261 183V185H264V184H262ZM12 184V185H11ZM28 183H26L25 185H27ZM58 184H60V181H59V183ZM125 184V183H124ZM124 184H123V186H124ZM202 184H204L203 186H202ZM216 184V185H215ZM127 185V184H126ZM125 185V186H126ZM211 185L212 186H214V187H211ZM13 186H15V187H13ZM166 186H167V188H166ZM180 186V187H179ZM207 186V187H206ZM210 186V187H209ZM17 187V188H16ZM184 187V188H183ZM205 187V188H204ZM264 187V186H263ZM6 188H8V189H6ZM30 188V187H29ZM39 188V189H38ZM144 188V189H143ZM150 188L152 189V186H150ZM198 188V189H197ZM201 190H200V189ZM23 189V190H24ZM167 189V190H166ZM193 189V190H192ZM36 190V191H35ZM41 190V191H40ZM147 190H150V191H147ZM200 190V191H199ZM234 190H236L235 188H234ZM264 190V189H263ZM4 191V192H3ZM38 191V192H37ZM145 191V192H144ZM152 191V192H151ZM157 191V192H156ZM18 194H17V193ZM22 192H24L23 194H25V195H27L28 194V196H25V195H23L22 196ZM151 192V193H150ZM168 192V193H167ZM222 192V191H221ZM224 192V191H223ZM13 193V192H12ZM40 193H38V194H40ZM140 193L142 194V196H143V198H142V196L140 195ZM148 193V194H147ZM154 193V194H153ZM158 193V194H157ZM165 193H166V195H165ZM237 193V190L235 191V194ZM239 193V192H238ZM5 194H6V196L7 197H4L5 196ZM38 194H36V195H38ZM224 194H227V192H224ZM1 195H3V197L1 196ZM134 195H136V196H134ZM146 195H148V196H146ZM154 197H153V196ZM155 195H159L158 197L160 198H157V196H155ZM237 195V194H236ZM240 197H242V198H244V196L243 195H240V194H238ZM9 196V197H8ZM27 197V198H26ZM238 197V196H237ZM18 198V197H17ZM22 198H24L23 200V204H21V202H22ZM26 198V199H25ZM138 198V199H137ZM143 199V201H142V199ZM150 198H152V199H150ZM154 198L156 199V200H154ZM233 198V197H232ZM239 198V197H238ZM12 199V198H11ZM147 199V200H146ZM157 199H159V200H157ZM164 199V200H163ZM10 200V199H9ZM9 200L6 202V203H4V201H2V200H0V202L2 201L3 203H4V205H3V203H2V205L0 204V206L3 208V209H6V211L8 210V208L10 207V204H9ZM141 200V201H140ZM149 200V201H148ZM154 200V201H153ZM160 200H162V202H164L163 204H161L162 202H160ZM19 201H20V203H19ZM148 203H147V202ZM154 203H153V202ZM155 201H157V202H155ZM201 201H203V202H205V209H207V207H208V209L210 208V210H212L213 211V213L214 214H212L211 213V211L210 210H205L204 208V210L202 209V212L201 213H199L200 214V216H198L199 214H198V212H197V216L198 217H201L203 214L205 215V218H204V215L202 216L204 219H207V217H209V219H217L216 217L218 216V217H220L221 215V210H220V208L222 207L220 204H217V202H215L216 204H214V203H212V200L210 201V200H206V199H202ZM208 201H210L209 202V204L208 203H206V202H208ZM26 202V201H25ZM138 202L140 203V204H138ZM147 204H146V203ZM167 202V203H168ZM149 203H151V204H149ZM158 203V204H157ZM160 203V204H159ZM5 204H7L6 206H5ZM143 204V205H142ZM146 204V205H145ZM153 204V208H151L152 206H150V205H152ZM169 204V203H168ZM171 205H172V203H170ZM208 204V205H207ZM211 204V205H210ZM141 205V206H140ZM148 205V206H147ZM156 205V206H155ZM164 206V208H163V210L164 211H162V208H161V206ZM214 205H215V207H214ZM218 205H220V206H218ZM249 205H251V204H249ZM24 206V205H23ZM155 206V207H154ZM159 206H160V209H159ZM162 206V207H163ZM173 206V205H172ZM176 206V205H175ZM210 206H213L214 208H219V210H220V212L219 213H217L219 210L218 209H215V210H217V211H215V210H213L214 208L213 207H210ZM217 206V207H216ZM252 206V205H251ZM0 207V210L2 209ZM69 207V208H68ZM68 207H66L65 208V210L67 211V210H69L71 207H73V206H68ZM246 207H247V205H246ZM142 208V209H141ZM156 208V209H155ZM212 208V209H211ZM249 208V207H248ZM247 208V209H248ZM71 209H73V208H71ZM70 209V210H71ZM154 209V211L152 212V210ZM158 209H159V211H158ZM175 209H176V207H175ZM240 209V208H239ZM253 210L254 209V207L252 206V207H250V210ZM14 210H16V209H10V213H12L13 214V217H14V215H15V218H17V220H20V222L22 221V219H20V218H22V216L19 214V211L18 210H16V212L14 211ZM69 210V211H70ZM139 210V211H140ZM160 210H161V212H163V214L161 213L160 214ZM249 210V211H250ZM255 210V209H254ZM21 211H22V209H21ZM144 212H146V210H144ZM209 212V213H208ZM251 212H253V211H251ZM217 213V214H216ZM255 213H257V211H255ZM144 214V213H143ZM195 215V213H193L192 212V215ZM202 214V215H201ZM215 214H216V217H215ZM220 216H219V215ZM258 214V213H257ZM256 214V215H257ZM264 214V213H263ZM21 217H20V216ZM56 215V214H55ZM163 215V216H162ZM166 215V216H165ZM161 216L163 217V218H161ZM212 216V217H211ZM258 216H259V214H258ZM0 217H2V216H0ZM157 217H158V220H157ZM3 218V217H2ZM5 218V217H4ZM19 218V219H18ZM209 219H207L208 221L207 222H209L210 220ZM5 220V219H4ZM162 220H163V222H162ZM172 220V219H171ZM11 221V220H10ZM44 221H48V220H46V219H39L38 220V222H40V225L43 223H45ZM158 221H161V222H158ZM229 221V220H228ZM7 222L8 221H6V225H8L7 224ZM231 222V221H230ZM68 224V223H67ZM93 222H91L90 223V225H91V227L92 226H94V228L96 227V225L95 224H93ZM161 224V225H160ZM38 225V224H37ZM37 225H35V226H29V229H27L26 231V233H27V235L30 237L29 239H30V244H29V246L32 248L31 250H33V251H31L30 250V252H29V254L31 255V257L28 255L27 257L29 258V260L30 261H32L31 263H30V261L28 260V258H26V261H25V263L26 264H33V263H35V264H45V263H43V262H46V264H70V262H71V264H75V261H73V259H74V252H73V250L74 249H78V247L79 246H76L77 248H75V245H76V242H77V245L79 244V245H81L80 247H79V250L81 249V250H83V243L81 242V239H79V237L80 236H78V234L80 235V233L79 232H77L78 230H76L75 228H77L75 225H71V223H69V225H71L72 226V228H73V230H72V228H71V226H69V225H67V227H70L71 228V231H75L74 233L73 232H69V231H67L68 233H70V234H68V235H70V238L71 237H73L72 238V240L73 241H75V245H72L73 244V241L71 242L70 240H68V242L66 241L67 239L66 238H64V236H61V235H59L61 232L59 231V229H56L57 227H54V232L56 233L57 231L56 230H58V233L57 234H53V235H55V237L57 238H55L54 239V236H52L51 238H50V233H48L47 231L46 232H44V231H42V232H44V234H46V235H44L43 233H41V235L43 234V236L45 237V241H44V238H42L41 239V237L39 238V234H38V232L41 230L40 229V226L38 225V228L40 229H38L37 228ZM89 225V224H88ZM168 225V226H167ZM202 226V225H201ZM205 227H206V225H204ZM35 227V228H34ZM90 227V228H91ZM187 227L188 228H190V229H192V231L190 232L189 230H188V228H186L187 230H188V233H193V235L191 236V234H190V237L191 238H193V239H191V241H192V243H193V245H194V247L196 246V250H197V255L199 256V258H200V255L202 256V258H204L203 256L205 255L206 256V260H205V258L203 259V264H206V263H211V264H213L214 263V261L212 262V260H215L216 261V256L219 254V253H221L220 251L222 250V255H225L224 257H225V259H224V257L223 258H219V259H221V260H223V264H232L233 262V260L234 259H232V256L233 255H231L230 256V253H229V251L231 250V251H235L236 249L233 247L234 245H233V243L231 244H229V243H227V242H224L223 240H222V238H220L218 235H215V233H212V228L210 227V228H203V227H200V228H198V227H193V226H190V225H187ZM9 228V227H8ZM32 228H34V229H37V230H35L34 231V229H32ZM69 228V229H70ZM89 228V229H90ZM31 229V230H30ZM56 229V230H55ZM78 229V228H77ZM92 230H93V227L91 228ZM96 229V228H95ZM176 229L177 230H179V232H182L181 231V227L179 228V226H178V228L176 227ZM193 229L194 230H196L195 232L193 231ZM201 229V230H200ZM210 229V230H209ZM45 230V229H44ZM47 230V229H46ZM53 230H52V233H53ZM99 231V230H98ZM199 231V232H198ZM205 231V232H204ZM36 232H37V234H36ZM49 232H51V231H49ZM93 232H95V230H93ZM196 232H197V235H195L196 234ZM208 232V233H207ZM249 232H251V234H255V232H256V237H260L259 239H260V242H261V245L263 244L264 245V231H259V228H258V230L257 229H254V230H249ZM31 233V234H30ZM195 233V234H194ZM261 233V234H260ZM33 234V235H32ZM72 234V235H71ZM199 234V235H198ZM208 234V235H207ZM258 234V235H257ZM57 235V236H56ZM58 235H59V237H58ZM63 235V234H62ZM263 235V236H262ZM49 236V237H48ZM213 236V237H212ZM16 236H14L13 238L15 239V240H17L16 238H15ZM36 237H38V238H36ZM47 237V238H46ZM62 238V240H61V238ZM195 237V238H194ZM198 237V238H197ZM202 238V239H200V238ZM12 237L11 238H9L8 240L9 241H7V242H5L3 245L4 246H2L1 248L3 249V253H1L2 255L0 256V258L1 259H3V260H0V264H12L13 262H15V261H19V258H20V261L17 263V262H15L16 264H21V259H22V254H21V252H19V250H16V249H19V247L18 246H16L17 245V241H15L14 239H13ZM58 238H60L59 240H58ZM207 238H209V239H207ZM212 238V239H211ZM217 240H216V239ZM11 239V240H10ZM35 239H36V241H35ZM46 239L47 240H49V241H47V244L48 243H54V245H56L57 246V249H55V248H53L54 247V245H53V247L51 246L52 245V243H51V245L48 247L47 246V244H44L45 245V247H47V249L44 247V245H43V242H45L46 243ZM66 239V240H65ZM216 240V242L215 241H213V240ZM220 239V240H219ZM263 239V240H262ZM41 240H43V242L41 241ZM198 242V243H196V241ZM199 240V241H198ZM202 240V241H201ZM32 241V242H31ZM70 241V242H69ZM79 241H80V243H79ZM219 241V242H218ZM9 242H10V245H9ZM196 244H195V243ZM199 242H200V245H199ZM206 242H208V243H206ZM223 242V243H222ZM233 242V241H232ZM32 243V244H31ZM56 243V244H55ZM61 243H65L64 245L63 244H61ZM202 243V244H201ZM213 243V244H212ZM215 243V244H214ZM37 244V245H36ZM42 244V245H41ZM58 244V245H57ZM70 244V245H69ZM205 244V245H204ZM209 244V245H208ZM210 244H211V246H210ZM221 244H223L222 246H221ZM235 244V243H234ZM36 246V248H38L37 250H35L36 248H35V246ZM49 245V244H48ZM67 245V246H66ZM72 245V246H71ZM204 245V246H203ZM221 246V247H223L222 249H221V247L219 248V246ZM226 245V246H225ZM262 245V247H264ZM5 246H6V248H5ZM8 246V247H7ZM33 246H34V248H33ZM42 246L45 248H42ZM55 246V247H56ZM68 246H70V247H68ZM185 246H187L188 247V244L187 243H185V245H183V247H185ZM208 246V247H207ZM218 246V247H217ZM224 246H225V248H224ZM11 247V248H10ZM15 247V248H14ZM73 247V249H72V251L70 250L69 252H68V249H71ZM83 247V248H82ZM186 247V248H187ZM200 247L202 248H204V249H201V250H199L200 249ZM206 247V248H205ZM209 247H212V249H210ZM214 247V248H213ZM217 247V248H216ZM41 248H42V250H43V252H42V250H41ZM48 248L50 249L49 250V252H47V253H49V254H47L46 253V251H48ZM198 248V249H197ZM207 248H209V249H207ZM231 248V249H230ZM4 249H5V252H4ZM7 249V250H6ZM12 249H13V252H12ZM39 249L41 250V251H39ZM51 249H52V251H51ZM65 250V252H64V250ZM215 251H214V250ZM216 249H217V251H216ZM221 249V250H220ZM262 249H264V248H260L259 249V251L260 252H262L263 250ZM16 250V251H15ZM46 250V251H45ZM56 250H57V252H56ZM60 250V251H59ZM67 250V251H66ZM199 250V251H198ZM206 250V251H205ZM227 250H228V253H227ZM8 251V252H7ZM9 251H11V252H9ZM44 251H45V254H44ZM50 251L51 252H55L54 253V255L55 256H53V253H50ZM83 251H85L84 253H86V254H84L83 252V255H86V256H88V252H86V250H83ZM201 251V252H200ZM203 251H204V253H203ZM209 252V254H208V252ZM212 251V252H211ZM237 251V250H236ZM33 252V253H32ZM61 252V253H60ZM72 252V253H71ZM200 252V253H199ZM206 252V253H205ZM219 252V253H218ZM6 253H8V254H6ZM16 253V254H15ZM20 253V254H19ZM39 253V254H38ZM60 253V254H59ZM81 253V254H82ZM216 253V254H215ZM218 253V254H217ZM241 255H243L241 252H239ZM263 253H264V251H263ZM4 254H6V256L4 255ZM20 256H19V255ZM43 254V255H42ZM48 256H47V255ZM200 254V255H199ZM221 254H219V255H221ZM10 255V256H9ZM13 255H14V257H13ZM16 255H18L19 256V258H18V256H16ZM36 255V256H35ZM39 255V256H38ZM40 255H41V257H40ZM67 257H69V258H66V256ZM208 255V256H207ZM212 255H214V256H212ZM216 255V256H215ZM52 256H53V259H54V261H53V263H51L52 261L50 260V257H51V259H52ZM64 256V257H63ZM209 256H210V258L211 257H213L212 259H209ZM226 256H229V258H231L232 259V261H230V263L228 262V258L226 257ZM263 256H264V254H263ZM10 257H11V261L9 260L10 259ZM39 257V258H38ZM47 257V258H46ZM54 257H56V258H54ZM61 257V258H60ZM72 257V258H71ZM85 257V256H84ZM208 257V258H207ZM215 257V258H214ZM235 257V256H234ZM233 257V258H234ZM38 258V259H37ZM43 258V259H42ZM57 258H58V260H57ZM63 258H66V259H63ZM87 258H89V257H86V259ZM5 259H6V261H5ZM12 259H13V261H12ZM37 259V260H36ZM52 259V260H53ZM56 259V260H55ZM71 259V260H70ZM211 260V262L209 261V260ZM219 259H217V261L219 260ZM28 260V261H27ZM47 260V261H46ZM49 260H50V262H49ZM65 260H67V261H65ZM75 260V259H74ZM202 260V259H201ZM205 260V261H204ZM221 260H219L220 261V263H221ZM227 261V263L225 262V261ZM40 261V263H38ZM58 261V262H57ZM219 261L216 263V264H220L219 263ZM8 262V263H7ZM9 262H11V263H9ZM62 262V263H61ZM67 262V263H66ZM74 262V263H73ZM206 262V263H205ZM225 262V263H224ZM214 263V264H215ZM14 264V263H13Z\"/></svg>",
  "mask_w": 264,
  "mask_h": 264
}]
</instances>
